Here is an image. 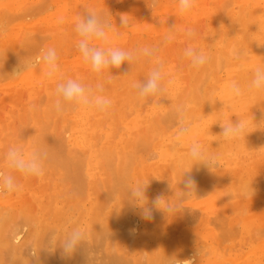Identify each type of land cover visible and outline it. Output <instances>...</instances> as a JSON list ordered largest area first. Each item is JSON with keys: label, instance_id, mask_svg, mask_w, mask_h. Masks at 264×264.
<instances>
[{"label": "rangeland", "instance_id": "374dc122", "mask_svg": "<svg viewBox=\"0 0 264 264\" xmlns=\"http://www.w3.org/2000/svg\"><path fill=\"white\" fill-rule=\"evenodd\" d=\"M27 1V2H26ZM54 1H56V2H54ZM75 1V2H74ZM88 1V2H87ZM150 1V2H149ZM230 1V2H229ZM254 1H256V5H255V2ZM252 0L251 2H250V0H196V5H195V8H194V10L190 13V15H187V16H182V15H180L179 14V12H178V7H177V3H178V0H158V3H157V6L152 10L149 6H148V4H147V2L150 4L151 3V0H147V2H146V0H0V13H1V15L3 14V12L2 11H4V9L6 10L5 12V15L6 14H8V13H11L10 11H12L13 13H11V14H14L15 12V14L14 15H16V16H13L14 18L16 17V19H14L12 16V18L10 17V14L8 15L9 17H10V19L8 18V16L6 17V20L8 19L10 22L9 23H7V26H6V22H4L5 21V19H4V14H3V18L1 17L0 18V26H1V28H0V43L2 44V46H0V49H1V47L2 48H5V49H7L6 51L8 52V53H10V54H8V53H6V55L8 54V55H10V57L12 58V56L14 55V57H13V60H10L11 58L9 57V56H7L8 58H6V56H3V57H0L1 59H0V61L3 59V63L2 62H0V63H2V64H0V70H4V72L5 73H2V71H1V73H2V75L3 74H6V72H7V70H8V72H10V74L12 73V74H14L13 72H15L16 71V69L18 68V71H16L15 72V75H12L11 74V76H10V79L6 76V75H4V76H2V75H0V76H2V78L4 79H1L0 78V105L2 104L3 105V103H4V105L3 106H0V120L3 122V125H2V127L0 126V144H1V149H3V150H6V149H8L10 146H12L13 144H14V142L16 143L17 142V144H19V146H20V144L22 145V141L24 142L23 143V148L25 149L24 151H25V153L26 154H31V153H28V152H33V150H35V149H33V148H35V145H37V144H35V136H37V133H35V131H37V126H38V124H39V121L38 120H40V121H43V122H46V120H47V118L46 117H49V119H51V120H48V121H50V122H48V123H50V124H46V123H41L40 122V124H42V125H40L39 124V126H38V130H40L41 131V134L42 135H38V136H44L45 134L47 135H45V137H46V139H44L45 137H43V139L44 140H47L46 142H44L46 145H50L51 143V145H50V147H51V149L50 150H52V146H53V150H54V147H57V149L58 148H62V146H64V144H65V146H64V150L62 149V151H63V154H62V151L61 152H59V154L61 153V155H64L63 157H65V160L68 158H70V157H72L70 160L72 161V162H74L75 161V164L77 163L76 161H78V159H79V164L82 162L81 160H82V158L84 157H86L85 159L83 158V160H84V162H82V164L84 165H82V167H83V169L82 168H80V170L83 172V174H82V172L81 171H79L80 172V174H82V176L83 175H85V178H86V180H84L83 182L85 183V185L83 186V182H82V186L84 187V188H86V190H84V188H83V192L85 191L86 193H83V192H81V189H79L78 187H77V189H79L80 190V193H79V191L77 192V190H76V192H75V189L73 190V189H71V190H73V193H74V195L72 194V193H70L69 192V190H70V187L68 188V186L66 185V181L64 182V180L67 178L65 175H63V171H61L62 172V174L60 175V173L61 172H57V173H59V175H60V177L58 178V174L57 173H54V175L51 173L50 175V177H54L56 174V177H54V178H52V179H50L51 181L50 182H48L49 181V179L48 178H50L48 175H49V173L51 172V170H50V166H48L47 168L45 167L46 165H45V163L46 164H48V162H47V160L48 159H46V161L44 162V167L47 169V171L48 172H46V170L44 169V175L42 176V177H39V179L37 178V177H23L20 173H17V175H20V176H18L17 178L18 179H20V181L17 179V183L19 184V191L17 192V193H13V195H10L9 196V194H0V197H2V198H4V202H0V210L2 209V211L3 210H5V211H1L0 212V215L3 213V215H1V218H0V248H1V250H0V264H16V263H19L20 262V264H24V263H28V262H32V264H47L48 263V261L50 260V264H52V263H54V261H55V263H57V264H69L70 262H69V259L68 258H72L69 254H66L65 253V251H64V249H63V247L61 248V246H62V240H63V238H65V237H63V234H65L66 235V238L67 237H69L70 235H71V233H72V231H71V229H76L77 228V230H79V232L82 234V233H85V231L87 230V228L89 227V225L91 226V224H89L87 221H89V220H87L86 218L87 217H89L88 216V214L89 215H91L90 214V212H91V210H92V208H90V207H97V205L96 204H101L102 202H103V200H101L102 202H100V199L98 200L97 198L99 197H97V195H100V198L101 197H103V196H101L103 193H105V191H106V189H105V191H104V185L102 184V183H104V181L103 182H101L102 180V173L103 172H105L106 171V168H107V166H109L108 167V171H109V174H110V176H108V172L106 171L105 173H107L106 174V176H108L107 177V179H105V182L107 181V183L109 182L108 180H110V178L109 177H111V174H112V176H113V178H115L116 179V177L115 176H117V178H118V176L121 174L122 176L123 175H125V174H127V172H128V175H127V181H128V183L130 184L129 185V187H135L136 186V183H138V181H141V182H139V183H147V182H149V184H148V186H147V189H146V196L148 197V204H149V206H151V202H152V200L153 199H155L157 196H164L165 198H169V200H171V201H173L174 202V200L176 199V196H174V194H175V192H179L180 191V188H181V190L184 188V185H183V183L181 182L180 183V181H181V177H182V174H183V172L184 171H189L190 169H191V167H192V164L191 163H193L192 161H191V159L189 158V156H188V149H187V147H190L189 145L187 146V145H185L184 146V149L186 148L187 149V151L185 152L182 148H183V145L185 144V140H183V137H185L187 134H188V136L191 138H198V136H200V138H201V136L203 137V139L205 140L204 142L203 141H201V139L199 138L198 140H196V138L195 139H193L195 142H198L199 144H200V142H201V145H202V148H203V150L205 151V153L206 154H208V155H213L216 159H217V162H218V165H219V167H217V168H214L212 171L213 172H211L207 167H205L204 165L202 166V165H195L196 166V168L197 167H200V169H199V171H200V173L198 174V170L195 168V166H193V168L190 170V171H192V172H196V174L199 176H195V177H198L197 179L200 181V183L201 184H204L205 183V181H206V183L204 184V185H200V183L197 181L196 183H197V187H199V189L197 190L196 189V192H195V197L193 196L191 199H188V200H186L185 202H184V204H183V207H185L184 209H183V211H181V212H179V213H177L176 215L175 214H172V213H169V214H171V215H169V216H171V218H169L168 217V215L165 213V212H163V211H161V210H158V209H153V216H152V219L151 220H145V219H143L142 218V216H141V214H140V210L138 209V208H135L134 206H133V204L129 201V199L127 198V196H123L122 194V198H121V195H119L118 196V192L119 191H117V190H119L117 187V189L115 188V186H113V188L114 189H116V191L114 192V189L113 188H111V189H113L112 191L114 192L113 193V196H112V200H111V198H110V200H109V203H108V200H107V198L109 199V197H106L107 196V194L108 195H110V193L112 194V192H109L108 193V191L104 194V196H105V198H106V201H107V206H106V204L105 205H102L103 207L105 206V208H104V210H103V207L101 206L100 207V204H99V206L98 207H100V208H102V209H100V208H96V209H98V210H100V212L97 210V211H94L93 213H95L94 215H92V216H95V215H98L99 213V215H98V218H97V216H95V218H93V220L92 221H89V222H93V227L95 228V226L97 225V223L99 222H102V220H101V216H103V220H104V224H106L107 222H106V220L107 219H109L108 220V225H110L109 226V228H108V226H107V228H108V231H110V233L107 231V234H109L108 236L110 237V235H111V233L112 234H114V232L115 231H117L118 232V234H114L115 235V237L113 236V235H111V237L110 238H107L108 240H104L102 243V247L105 245V243H106V246L109 244L108 242H110V244L111 245H113L115 242H118V244L117 245H119L124 251L126 250L125 248H127V246H128V248L127 249H129V252H128V250L127 251H125L124 253H125V255H127L128 257H130L131 255H129V254H133V256L134 257H136L137 259H138V261H139V257H142V254H138V253H136V252H138L139 250H141V251H139L140 253H143L144 252V254H143V257H142V259L144 258V260H140V263L142 264L143 262V264H150V262H149V259L148 258H146V256H150V257H152V255H153V257H155V255H156V257H157V255H158V257H159V255H161V253H162V251H163V256L161 255L160 257H161V260L160 259H157L156 260V263L155 264H159V261H160V263H162V264H165L166 263V259H164V260H166V261H163V257L165 256L166 258H168V255L169 256H174V255H178L179 256V252H181V253H183L184 254V256H183V254H180V256H179V258L180 257H182V258H180V259H188V258H193L192 260H193V264H207L206 262H208V258L210 259V256H211V258H213L214 257V259H213V261L212 262H214V263H212V264H216V263H218V260H219V262L220 261H222L223 262V264H226V259L227 258H230V260H233V261H235L236 259L234 258V259H231L233 256H235L236 258H237V260L234 262L235 264H236V262H237V264H241V262H243L244 261V259L246 260L250 255H247L248 253V251L251 253V251H253L254 252V254H253V252L251 253V256L250 257H257V259L259 258L260 260H256L255 258H253L252 259V263H251V258H248L249 259V261H250V263L251 264H254V263H256V261H257V263L259 264H264V258H262V257H264V252H261L260 253V251L262 250V251H264V249H261V247L260 246H262V245H264V229H260V230H258L259 228H264V225H262V224H264V221H262V220H264V218H262V217H264V213H262V212H264V198H262V197H264V193H262V192H264V177H262V176H264V170H262V168H264V166H261V168H259V166L257 165V166H255V163H256V161L258 162L259 160V162H262L261 160L262 159H264V151H262V150H264V127H262V126H264V106H262V105H264V95H262V94H264V93H255V92H250L249 90H248V82L243 86V87H241V89L243 90V92H244V94L246 95V96H244V94L241 96V97H239V98H236V99H234L236 102L235 103H228V92H227V95L225 94L226 92V90L228 89V86H229V84L232 82V79H230L231 78V76L232 75H234L235 73H236V75L238 74V76L236 77L235 75V79H236V82L237 83H240L241 82V79L244 81V83H245V80L243 79V78H241V77H243V75L242 74H240V70L242 71L243 69H244V66L242 65V63H243V61L245 60V58L244 57H246V58H248V56H251V57H254V55H259V56H264V45H261V44H264V38H261V39H259V40H257L256 42H255V40H252L251 38H252V33H253V28H255V26H256V24H257V18H258V16H259V14H262V13H264V4H262V3H264V1H261V0ZM258 1V2H257ZM4 2V3H3ZM44 2V6H42L43 3ZM53 2V3H52ZM80 2V3H79ZM213 2V3H212ZM253 3L252 5V7H250V6H248V5H250V3ZM7 3V4H6ZM14 3V4H13ZM24 3H25V5H24ZM27 3V4H26ZM259 3V4H258ZM6 4V5H5ZM9 4V5H8ZM11 4V5H10ZM30 4V5H29ZM47 4V5H46ZM49 4V5H48ZM78 4H79V6H80V4H81V7H78ZM127 4H128V6H127ZM13 5V6H12ZM16 5V6H15ZM22 6V7H20V6ZM220 5V6H219ZM42 6V7H41ZM58 6V7H57ZM135 7V10H132V9H134V7ZM147 6V7H146ZM259 6H261V10L260 11H254L253 13L255 14V15H252V14H249V13H251V11L252 10H254L253 9V7H257V9H260V7ZM11 7V8H10ZM29 7V8H28ZM46 7V8H45ZM56 7V8H55ZM105 7V8H104ZM163 7V8H162ZM176 7H177V9H176ZM220 7V8H219ZM259 7V8H258ZM19 8V9H18ZM25 9V11H26V13H25V11H24V9ZM40 8V10L37 12L36 10H38ZM57 8H58V10L59 9H61L60 11H58L57 10ZM165 8V9H164ZM172 8V9H171ZM245 8V9H244ZM251 8H252V10H251ZM2 9V10H1ZM18 9V10H17ZM104 9V10H103ZM106 9L107 10H109V11H107V13H106ZM220 9H222L220 12H222L223 10V13H220L219 12V10ZM30 10L32 11V13L30 12ZM57 10V11H56ZM81 10V11H80ZM85 10H89V11H93V12H96L97 14H99V15H101L104 19L106 18V20L111 24V25H113L112 26V28H111V30H110V35H112L113 33H116V32H119L120 33V35L119 36H113V38H112V40H111V43H112V46H114V47H119V48H121V49H123V50H126V51H135V50H137V49H139V48H141V47H143V46H152L153 45V43H155L157 40H160L161 41V43H159L158 41V43L156 44L155 43V46L154 47H156L157 49H158V51H157V55H156V59L154 58L153 59V61L152 62H155L158 58L160 59V61L162 62V64H164L163 65V73H164V82H165V84H167V81H169V80H171V81H173V83L171 84V86H167V88H166V91H165V93H163L161 96H163V97H161V96H159L158 98L156 97L155 99H152V100H149V102L147 103L144 99H141V98H139L138 97V95H137V91L136 90H134L135 88L133 87V85L134 84H136V83H139V81H143L146 77H147V75H148V73L150 72V70L152 69L151 67H153L154 66V64L152 63V62H149V61H147V60H144V59H137V60H135V61H133L130 65L127 63V62H125L122 66H121V68L120 69H112V70H107V71H105V73L103 74V75H100V76H98L96 73H94V72H92L91 71V69H90V67L88 66V65H86L84 62H83V60H82V58H81V55H80V53H79V51H78V49L75 47V45H76V43H77V41H78V39H79V37L76 35V33H75V31H74V24H75V22H76V20L85 12ZM98 10V11H97ZM99 10H101V12L99 11ZM103 10V11H102ZM160 10V11H159ZM171 10V11H170ZM177 10V11H176ZM239 10H240V13L242 14H240L239 13ZM243 10V11H242ZM55 11L57 12V14H55ZM105 11V12H104ZM168 11V12H167ZM214 11H216V12H214ZM218 11V12H217ZM242 11V12H241ZM262 11V13H260ZM29 12V13H28ZM59 12H61L62 14L60 15V13ZM70 12H71V14H70ZM166 12V13H165ZM178 12V13H177ZM106 13V14H105ZM216 13V14H215ZM226 13V14H225ZM239 13V14H238ZM121 14H126V18H127V20L129 21V24H128V28H130L131 30H129L127 27V29L126 28H120V15ZM219 14V15H218ZM0 15V16H1ZM21 15V16H20ZM52 15V16H51ZM55 15H57V16H59V17H56ZM119 15V16H118ZM135 15V16H134ZM233 15V16H232ZM249 15V16H248ZM250 15H252L253 16V18H251L252 16H250ZM176 16V17H175ZM192 16V17H191ZM221 18H220V17ZM225 16V17H224ZM72 17V18H71ZM163 17V18H162ZM165 17V18H164ZM185 17V18H184ZM211 17V18H210ZM257 17V18H256ZM51 18V19H50ZM162 18V19H161ZM176 20H175V19ZM188 18V19H187ZM208 18H210V19H208ZM228 18V19H227ZM233 18V19H232ZM251 18V19H250ZM256 18V19H255ZM1 19H2V21H1ZM47 19V20H46ZM166 19V20H165ZM212 19V20H211ZM227 19V20H226ZM247 19H250V22H248V20ZM4 20V21H3ZM15 20V21H14ZM61 20H62V22H61ZM134 20V21H133ZM149 20H151V21H149ZM173 20V22H171ZM192 20V21H191ZM206 20V21H205ZM246 20H247V22H246ZM256 20V21H255ZM149 21V22H148ZM190 21V22H189ZM210 21V22H209ZM213 21H216L215 23H216V25L215 26H213L212 25V23H214ZM236 21V22H235ZM254 21V22H253ZM55 22V24H53ZM112 22V23H111ZM147 22V23H146ZM208 22V23H207ZM245 22H246V24H245ZM1 23H4V25L2 24L1 25ZM146 23V24H145ZM191 23V24H190ZM210 23V24H209ZM231 23V24H230ZM193 24V25H192ZM235 24V25H234ZM255 24V25H254ZM136 25V26H135ZM172 25V26H171ZM173 25L175 26V39H173L171 42H165L164 41V36H165V34L168 32V27L170 26V27H173ZM207 25H208V27H207ZM238 25V26H237ZM241 25H242V31H241V29L239 30V28L238 27H241ZM6 26V27H5ZM132 26H133V29H132ZM141 26H143V27H141ZM146 26V27H145ZM158 28H157V27ZM159 26H160V28H159ZM162 26V27H161ZM177 26V27H176ZM199 26V27H198ZM245 26V27H244ZM3 27H5L4 29H2ZM137 27V28H136ZM157 29H156V28ZM167 27V28H166ZM12 28V29H11ZM35 28V29H34ZM53 28V29H52ZM141 28H142V30H141ZM153 28H154V30H153ZM166 28V29H165ZM177 28V29H176ZM209 28V29H208ZM235 28H236V30H237V32H236V30H235ZM247 28V29H246ZM252 28V29H251ZM21 29V30H20ZM42 29V30H41ZM140 29V30H139ZM149 29V30H148ZM163 29H164V31H163ZM184 29H192L193 31H194V33H195V35L193 36V37H191V38H189V37H187L186 35L184 36V34H185V30ZM207 29V30H206ZM11 30H13V31H11ZM18 30V31H17ZM34 30V31H33ZM36 30V31H35ZM44 30V31H43ZM71 30H72V32H71ZM144 30V31H143ZM229 30H230V32H229ZM20 31V32H19ZM29 31V32H28ZM40 31V32H39ZM51 31V32H50ZM65 32V33H63V32ZM161 31V32H160ZM167 31V32H166ZM206 31H207V33H206ZM27 32V34H25ZM30 32H33L34 34H35V36H33L34 34H31ZM42 32H43V35H45V36H43L42 35ZM166 32V33H165ZM239 32H241V33H239ZM246 34L245 36H244V38H246V39H244L245 40V42L247 41H249L248 43H246L248 46H246V48L245 47H243V43H241V41H239V43H237L236 42V40H237V38L239 37V36H241V35H243L244 33ZM11 33H14V35L13 34H11ZM28 33H30V34H28ZM48 33H49V35H48ZM60 33H61V36H58V35H60ZM75 33V34H74ZM135 33V34H134ZM184 33V34H183ZM219 33H220V38H219ZM10 35L11 34V36H13V38L12 37H10V40L7 38V35ZM22 34V35H21ZM66 34V35H65ZM222 34V35H221ZM28 35V36H27ZM33 37H32V36ZM37 35V36H36ZM63 35H65V36H63ZM133 35V36H132ZM159 35V36H158ZM209 35H211V37L209 36ZM21 36V37H20ZM24 36V37H23ZM58 36V37H57ZM234 36H236V37H234ZM250 38H249V37ZM18 37V38H17ZM34 37H35V40L37 41V42H35V40H34ZM37 37V38H36ZM45 37V38H44ZM48 37V38H47ZM68 38V40H67V38ZM4 38V39H3ZM5 38H7V39H5ZM40 38V39H39ZM47 38V39H46ZM196 38V39H195ZM15 39H16V41L17 42H13V40L15 41ZM43 39V40H42ZM59 39V40H58ZM209 40V41H206V40ZM9 40V41H8ZM12 40V41H11ZM27 42V44H26V42ZM31 40H33V41H31ZM41 40V41H40ZM60 42H58V41ZM183 41V43H182V41ZM251 40V41H250ZM262 41V43L261 42H259V41ZM7 41V42H6ZM43 41V42H42ZM189 41V42H188ZM9 42V43H8ZM10 42H12V43H10ZM22 42L24 43V45H27V46H24L23 44H22ZM30 42H32V44L33 45H35V46H31L30 45ZM33 42H35V43H33ZM62 42H64V43H62ZM153 42V43H152ZM208 42H209V44H208ZM23 45V47H21V44ZM39 43L41 44V46L39 45ZM113 43H114V45H113ZM148 43H150V44H148ZM174 43V44H173ZM205 43H206V45H205ZM232 43V46L230 45ZM235 43V44H234ZM9 44H11V46L13 47V46H15L14 48H12V49H14V50H12V49H10L9 50ZM18 44H20V45H18ZM130 44H132V45H130ZM142 44H143V46H142ZM152 44V45H151ZM28 45H30V46H28ZM131 47H130V46ZM208 45V46H207ZM215 45V46H214ZM249 45H253L252 46V50L251 49H249L248 47H249ZM258 45H260V46H262V48H260V47H258ZM3 46H6V47H3ZM39 46V47H38ZM56 46H57V48H56ZM60 46V47H59ZM65 46V47H64ZM189 46H191V47H194V48H196L197 50H199V51H202V52H204L208 57H209V62L205 65V66H203L202 68H200L198 71H197V69H194L193 67H191V65H190V62H189V60L187 59V58H185L184 57V55H183V52H184V49L186 48V47H189ZM207 46V47H206ZM221 46V47H220ZM232 47V51H233V53L231 52V51H228V52H226V49H228V48H230V47ZM17 47H18V50H16V52H15V49H17ZM29 47H32V48H34L33 50H35V52L33 53L34 55L33 56H35V54H36V56L37 55H39L40 54V50H41V48H43V49H48V48H56L55 50H56V52L57 51H60V52H58L57 53V55H58V63L60 64V72H59V74H58V78L56 79V80H49L48 78H46V76L44 75V72H41V71H43L40 67H44L42 64L39 66V64L38 65H36V66H34V67H29V68H23L22 67V65L24 64V62L26 61V59H29V58H32L33 56L31 55L32 53H30L31 52V48H29ZM37 47V48H36ZM204 47V48H203ZM205 47H206V49H205ZM218 47V48H217ZM228 47V48H227ZM242 47V48H241ZM39 48V49H38ZM58 48H60V50L58 49ZM131 48V49H130ZM201 48V49H200ZM21 49V50H20ZM25 49V50H24ZM162 49L164 50L163 51V53H162ZM2 50V49H1ZM26 50H29L28 52H26ZM238 52H237V51ZM245 50H247V52L245 51ZM5 51V50H4ZM15 52V54L13 53V52ZM25 53H24V52ZM241 51H243L242 53H239V52H241ZM1 52V51H0ZM13 54H12V53ZM18 52V53H17ZM218 54V56L217 55H215L216 53ZM231 52V53H230ZM237 52V53H236ZM21 55H20V54ZM61 53V54H60ZM175 53H177V56H176V54ZM213 53H214V56L212 57L211 56V54L213 55ZM240 54V55H237V54ZM254 53V54H253ZM5 53L3 52V50H2V53H1V55H4ZM23 54V55H22ZM210 54V55H209ZM247 54H248V56H247ZM0 55V56H1ZM19 55V56H18ZM175 57H174V56ZM15 56H17L16 57V59H15ZM21 56V57H20ZM25 56V57H24ZM35 56V57H36ZM215 56H217L216 57V61H218L219 62V60L220 59H223L222 60V65L220 64V62H219V71H217V70H215L217 67L216 66H218V63L216 62L215 63V59L214 60H212L213 58H215ZM220 56V57H219ZM227 56V57H226ZM233 56V57H232ZM238 56V57H237ZM257 56H255L256 57V59H257ZM259 56H258V58H259ZM23 57V58H22ZM26 57H28V58H26ZM35 57H33L32 59H34ZM212 59H211V58ZM235 57V58H234ZM261 57L259 58V60H257L258 62H259V64L258 65H255L254 67H252L253 68V70L255 69V68H257V66H259L260 64H261ZM18 58H20V59H18ZM262 58H264V57H262ZM6 59H7V61L10 63H8L7 61H6ZM72 59V60H71ZM158 59V60H159ZM218 59V60H217ZM233 59V60H232ZM234 59H235V61L236 62H234ZM238 59V60H237ZM15 60V61H14ZM16 60H18V61H16ZM25 60V61H24ZM211 60V61H210ZM12 61L14 62V65H16L17 66V68L16 69H14V70H12L13 69V66L14 65H12L13 63H12ZM21 61V63H19L20 65L18 66V62H20ZM68 61H70V62H68ZM138 61V62H137ZM166 61L169 63V64H167L166 63ZM256 61V60H255ZM6 62V63H5ZM214 62V63H213ZM236 63V68L234 69V63ZM242 62V63H241ZM7 63H8V65H11V66H8L7 65ZM209 63H210V65H209ZM4 64H6L7 66H5ZM142 64V65H141ZM153 64V65H152ZM174 64H175V66H174ZM244 64V63H243ZM262 64H264V63H262ZM5 67H4V66ZM139 65H140V67H139ZM190 65V66H189ZM237 65H239V67H237ZM252 65H254V64H252ZM2 66V67H1ZM39 66V67H38ZM135 68H133V67ZM182 66H183V68H182ZM6 67H11L10 69H7V70H5V68ZM19 67H20V69H19ZM21 67H22V69H21ZM132 67V68H131ZM230 67L233 69V72L232 73H234V74H231V73H228L229 71H232V69H230ZM259 67H264V65H261V66H259ZM36 68H39L38 70H40L41 69V71H40V73H39V71L36 69ZM80 68V69H79ZM149 68V69H148ZM151 68V69H150ZM168 68V69H167ZM182 68V69H181ZM228 68V69H227ZM250 68V67H249ZM71 69V70H70ZM209 69V70H208ZM223 69V70H222ZM10 70V71H9ZM30 70H31V74H30ZM78 70V71H77ZM87 70V71H86ZM149 71V72H147L146 73V71ZM179 70V71H178ZM216 71V73H215V71ZM249 70V72H252L251 73V75H253V73H254V71L252 70L251 71V68L250 69H248ZM13 71V72H12ZM33 71H34V73H33ZM122 71L123 72H125V73H122ZM185 71H187V72H185ZM78 72H80L79 74H78ZM84 72H86L87 73V75L85 76V74H84ZM169 72V73H168ZM191 72V73H190ZM199 72H201L200 74L201 75H206V79H205V77L204 76H201L202 78H204L203 80H201V81H203V82H200L199 83V77H200V74H199ZM206 72V73H205ZM208 72V73H207ZM42 73H43V75H42ZM112 73H113V75H112ZM117 73V74H116ZM122 73V74H121ZM129 73V74H128ZM186 75H185V74ZM226 73V74H225ZM22 74V75H21ZM35 76H37V77H35ZM37 74H39V75H37ZM68 74V75H67ZM72 74V75H71ZM119 74V75H118ZM124 74V75H123ZM137 74H139V76H136ZM183 74V75H182ZM249 74V73H248ZM19 75V76H18ZM40 75H42V76H40ZM110 75H112V78H111V76L109 77ZM180 77H179V76ZM197 75L199 76L198 78H197ZM250 75V74H249ZM30 76V77H29ZM33 76V77H32ZM63 77V79H68L69 77L71 78V79H75V80H77L78 82H80V83H82V84H84V85H86V86H89L90 85V87H93V89H95L94 88V86H91V82H92V80L93 81H95V82H92V84L93 85H97L98 83L99 84H101L102 86H103V92L101 93L102 95H105V96H107L108 98H110L111 100H112V105H111V108L109 109V111L107 112V113H100V112H97V111H94V110H91L92 111V113H91V111L90 110H87V109H83V108H73V107H71V106H68V108L67 109H71L72 108V110L70 111V110H68L67 111V109H65L63 112H59V113H57V114H55L54 112H56V110H53L52 108L54 107L53 105L55 104V101H56V99H57V96L56 95H53L52 96V94H54L55 92H53V90L55 89V86H56V83H58L59 82V78H62ZM86 78H84V77ZM107 76V77H106ZM124 76V77H123ZM6 77V78H5ZM27 77V78H26ZM94 78V79H91V78ZM250 77V76H249ZM251 77H253V76H251ZM15 78H17V79H15ZM36 78V79H35ZM82 78H84V79H82ZM97 78V79H96ZM117 78V79H116ZM195 78V79H194ZM208 78V79H207ZM218 78H219V80H218ZM33 79V80H32ZM44 79V80H43ZM101 79V80H100ZM106 79V80H105ZM126 79V80H125ZM166 79V80H165ZM185 79V80H184ZM186 79H187V81H186ZM197 79V81H195ZM250 79H252V78H250ZM31 80V81H30ZM36 80V81H35ZM40 82V80H41V82L40 83H38V81ZM46 80V81H45ZM131 80V81H130ZM135 80V81H134ZM182 80V81H181ZM192 80V81H191ZM15 81V82H14ZM56 81V82H55ZM134 81V82H133ZM181 81V82H180ZM29 82H30V84H29ZM33 82V83H32ZM47 82V83H46ZM48 82H50L49 83V85H48ZM110 83V87H109V83ZM119 82V83H118ZM186 82V83H185ZM251 82V81H250ZM8 83V84H7ZM122 83V84H121ZM196 83V84H195ZM36 84H39V87L36 85ZM41 84V85H40ZM89 84V85H88ZM121 84V85H120ZM180 84V85H179ZM190 84V85H189ZM197 84H198V86L200 85V87H198L197 86ZM105 85V86H104ZM207 85V86H206ZM226 86V88L227 89H223V86ZM11 86V87H10ZM50 86V87H49ZM51 86H53L54 87V89H52L53 87H51ZM115 86H119V87H115ZM175 87V89L173 88V87ZM180 86V87H179ZM183 86V87H182ZM186 86V87H185ZM195 86V87H194ZM204 86V87H203ZM214 86V87H213ZM32 87H34V88H32ZM170 87V88H169ZM198 87V88H197ZM209 87H210V89H209ZM7 88V89H6ZM11 88V89H10ZM38 88V89H37ZM40 88V89H39ZM50 88H51V90H50ZM113 88V89H112ZM114 88H116V89H114ZM195 88V89H194ZM213 88H216V89H213ZM31 89V90H30ZM172 89V90H171ZM196 89H199L198 91L196 90ZM9 90H11V91H9ZM19 92H18V91ZM46 90H49V91H46ZM184 90V91H183ZM211 90V91H210ZM213 90V91H212ZM10 93H9V92ZM20 91H22L23 92V94H22V92H20ZM37 92L39 95H37V93L35 94V92ZM55 91V90H54ZM188 91V92H187ZM196 91V92H195ZM208 91H209V93H210V95H208L209 93H208ZM31 92H32V94H31ZM40 92V93H39ZM49 93V95H48V93ZM130 92V93H129ZM185 94H184V93ZM187 92V93H186ZM193 92V93H192ZM204 92H206V93H204ZM225 92V93H224ZM20 93H21V95H20ZM107 93V94H106ZM122 93V94H121ZM253 93H255V94H253ZM35 94V95H34ZM116 94V95H115ZM168 94H170L169 96H168ZM179 94V95H178ZM205 94V95H204ZM261 94V95H260ZM9 95V96H8ZM16 95V96H15ZM25 97H23V96ZM37 95V96H36ZM42 95V96H41ZM176 97H175V96ZM177 95H178V97H177ZM182 95L184 96V98L182 97ZM197 95H198V97H197ZM208 95V96H207ZM220 95V98H218V96ZM255 95V96H254ZM14 96V97H13ZM21 96H22V99L23 100H21L20 98H21ZM35 96H36V98H35ZM124 96V98H122ZM193 96V97H192ZM210 96V97H209ZM243 96H244V98H243ZM262 96V97H261ZM7 97V98H6ZM13 97V98H12ZM32 97V98H31ZM120 97H121V99H120ZM208 97H209V99L210 100H208ZM246 97H248V98H246ZM256 97H258V99L256 98ZM16 98V99H15ZM38 98V99H37ZM131 98V99H130ZM198 98H199V100H198ZM200 98H201V100H200ZM245 98H246V102H245V104L247 103H251L250 105H247L248 107H250V109H251V111H249L250 109L249 108H247V106L244 104V101H245ZM252 98V99H251ZM262 98V99H261ZM2 99V100H1ZM7 99V100H6ZM17 100V102H21V103H17L15 100ZM18 99H19V101H18ZM41 101H40V100ZM51 99V100H50ZM158 99V100H157ZM168 99V100H167ZM178 99H179V102L181 103V101L183 102L182 103V106H180V107H178V105H177V102L176 101H178ZM182 99V100H181ZM212 99V100H211ZM233 99V97L231 96V100ZM243 99H244V101H243ZM10 100L12 101V100H14V102L12 101V102H10ZM32 100V101H31ZM55 100V101H54ZM118 100V101H117ZM195 100H196V102H195ZM224 100H226V102H224ZM262 100V101H261ZM1 101H3V102H1ZM31 101V103H32V105H31V103H29ZM38 103V105L36 104V102ZM43 101V102H42ZM51 101H54L53 103L50 102ZM120 101V102H119ZM135 101V102H134ZM155 101V102H154ZM210 101H211V103H210ZM243 101V103H241ZM259 101L261 102V104H259ZM16 102V103H15ZM27 102V103H26ZM113 102H114V104H113ZM166 102H169L170 103V105L171 106H173V107H171L170 105H169V103H166ZM176 102V103H175ZM179 102H178V104H179ZM231 102V101H230ZM232 102H233V100H232ZM240 102V103H239ZM255 102V103H254ZM39 103H40V105H39ZM116 103V104H115ZM166 104V105H164V104ZM6 104V105H5ZM15 104V105H14ZM22 104V105H21ZM25 104V105H24ZM34 104H36V105H34ZM125 104V105H124ZM141 104V105H140ZM232 104H234L235 105V107H233L234 105H232ZM242 104V105H241ZM115 105H117V106H115ZM135 105V106H134ZM231 105V106H230ZM22 106H24V107H22ZM33 106V107H32ZM35 106H39V108L38 107H35ZM48 106V107H47ZM50 106V107H49ZM53 106V107H52ZM112 106H114V107H112ZM188 106V107H187ZM238 106V107H237ZM243 107V108H239V107ZM254 106H256V107H254ZM259 106V107H258ZM261 106V107H260ZM32 107V108H31ZM124 107V108H123ZM126 107V108H125ZM167 107V108H166ZM169 107H171L172 109H173V111H172V109L171 108H169ZM22 108V109H21ZM36 108H38V109H40V110H38L39 112H37L36 110ZM45 108H50V110H51V112H50V114L48 115V112L50 111V110H46ZM113 108H114V110H113ZM166 108V109H165ZM226 108V109H225ZM234 108V109H233ZM239 108V109H238ZM244 108H245V111H244ZM256 109V111H255V109ZM260 109V110H258V109ZM17 109V110H16ZM24 109H26L27 111H25L24 112ZM142 109V110H141ZM154 109V110H153ZM171 109V110H170ZM179 109H182V111H180ZM185 109V110H184ZM236 109H238V110H236ZM13 110V111H12ZM21 110V111H20ZM174 110H176L175 112H174ZM199 110V111H198ZM15 111V112H14ZM22 111H23V113H22ZM52 111H54V112H52ZM114 111H115V113H114ZM139 111H140V113H139ZM154 111H157V113L156 112H154ZM236 111V112H235ZM241 111V112H240ZM249 113V114H251L252 116L250 117L249 116V114L247 113V112ZM253 111H254V114H253ZM21 112V114H20V119H19V113ZM150 112V113H149ZM174 112V113H173ZM214 112V113H213ZM244 112V113H243ZM251 112V113H250ZM12 113V114H11ZM14 113H15V116H13L14 115ZM27 114V115H25V114ZM35 113V114H34ZM37 113H38V115H40V117H37L38 115H37ZM52 113H53V115H52ZM90 113H91V115H90ZM95 113V114H94ZM130 113V114H129ZM138 113H139V115H138ZM159 113V114H158ZM161 113H163L162 115H161ZM168 115H167V114ZM211 113H213V114H211ZM247 113V114H246ZM11 114V115H10ZM23 114H24V119H23ZM128 114V115H127ZM156 114H158V116L159 115H161V116H157ZM172 114V117H173V114H175L174 115V118L172 119V117L170 116ZM199 114V115H198ZM216 114H217V116H216ZM236 114H239V115H236ZM242 114H244L245 116H242ZM32 115H34V117L32 116ZM48 115V116H47ZM107 117H106V116ZM116 115V116H115ZM153 115H156V116H153ZM166 115L169 117H166ZM192 115V118L191 117H189V116H191ZM195 115H198V118H197V116H195ZM204 115V116H203ZM212 115V116H211ZM235 115V116H234ZM254 115H256V118L254 117ZM51 116V117H50ZM106 118H105V117ZM114 116H115V118L116 119H114ZM136 117V120H135V118L134 117ZM151 116L153 117V120H154V122L151 120L152 118H151ZM211 116V117H210ZM225 116H227V118L225 117ZM229 116V117H228ZM234 116V117H233ZM242 116V117H241ZM12 117H14V118H12ZM15 117H16V119H15ZM37 117V118H36ZM59 119H58V118ZM155 117H158L159 118V121H157V119L158 118H155ZM164 117H166V118H164ZM195 117L197 118V119H195ZM222 117V118H221ZM224 117V118H223ZM240 118V119H243V120H246L247 121V123H248V128L247 129H249V128H251V130H247V132L249 133L247 136H246V138L245 139H240L239 141L238 140H235V141H237V142H235V143H233V141L231 142V141H225V140H223L220 136H219V134L221 133V131H222V129H221V126H220V124H219V122L218 121H222V122H224V123H230L231 122V120L233 121V122H235V121H237L238 120V118ZM243 117H245V119L243 118ZM252 117H254L255 119L254 120H252L253 118ZM28 118V119H27ZM38 118H40V119H38ZM89 118H91V119H89ZM105 118V119H104ZM164 120H163V119ZM171 118V119H170ZM189 118V119H188ZM252 118V119H251ZM56 119V120H55ZM104 119V120H103ZM180 119V120H179ZM210 119H212V121H210ZM234 119V120H233ZM236 119V120H235ZM36 120H37V122H36ZM59 122H58V121ZM115 120H117V121H115ZM132 120H133V123H135V125H133V123H132ZM167 120L169 121V123H167ZM174 120V122H172ZM190 120V122H188ZM254 121V122H252V121ZM15 121V122H14ZM26 121V122H25ZM66 121V122H65ZM69 121V122H68ZM105 121V122H104ZM162 121V124L160 123ZM171 121V122H170ZM2 122H0V124L2 123ZM22 122V123H21ZM27 122H28V124H27ZM56 122H58L59 123V125H61V126H64V129H63V127L61 128L60 126H58V123H56ZM103 122V123H102ZM116 122H118V123H116ZM141 122V123H140ZM165 122V123H164ZM251 122H252V124H251ZM21 123V124H20ZM26 124L27 125V127H26V125H22V124ZM35 123H36V125H35ZM57 125H56V124ZM67 125H66V124ZM100 123H102V124H100ZM115 123H116V125H115ZM128 123V124H127ZM129 123H131L133 126H131ZM163 123H164V125H163ZM172 123H174V124H171ZM184 124L185 126H187L188 128H189V131L186 133V134H184L183 136H181L182 138H178V131H179V128L181 127V124ZM211 123V124H210ZM217 123V124H216ZM8 124H9V126H8ZM65 124V125H64ZM87 124H89V125H87ZM119 124V125H118ZM167 124V125H166ZM168 124H170V125H168ZM180 124V125H179ZM202 124V127L203 126H205V125H208L209 127L208 128H202L201 126H199V125H201ZM45 125V126H44ZM101 125L103 126V127H101ZM113 125H115V126H113ZM161 125H162V127L164 126L165 128H161ZM252 125V127H250ZM254 125L256 126L255 127V129L256 128H258V131L259 132H257V130H255L254 129V131H256V133L258 134V135H255V136H253V129L252 128H254ZM8 126V127H7ZM24 127L23 128V130H22V132L24 131L25 132V134H24V136H23V138H21L22 136L20 135V131L19 130H21L20 128L21 127ZM34 126H35V128H34ZM41 126H43L42 128H41ZM56 126H58L57 128H56ZM65 126H67V127H65ZM117 126H121V128L120 127H117ZM128 126H130V128L128 127ZM180 126V127H179ZM216 126V127H215ZM219 126V127H218ZM12 129H11V128ZM31 127H32V129H31ZM40 127V128H39ZM114 127L116 128V129H114ZM132 127V128H131ZM138 127H139V129H138ZM155 127H159V128H155ZM178 127V128H177ZM46 129L47 130V132H48V134H47V132H45L44 131V129ZM60 128V129H59ZM67 128V129H66ZM113 128V129H112ZM168 128V129H167ZM177 128V129H176ZM200 128H202V129H200ZM219 128V129H218ZM42 129V130H41ZM57 129V130H56ZM155 129V131L153 132V130ZM165 129H167L166 131H165ZM18 132H17V131ZM32 130V131H31ZM53 130H56L55 132L53 131ZM58 130H63L65 133H64V137H65V139L64 138H62L63 137V132L61 133L60 131H58ZM132 130H134L133 132H132ZM139 130V131H138ZM142 130V131H141ZM150 130H152V131H150ZM161 130H163V131H165V132H163L162 133V131ZM12 131H13V134H15V132H16V134H15V136L14 135H12L11 133H12ZM42 131L44 132V133H42ZM58 131V132H57ZM111 131H115L114 133L113 132H111ZM117 131V132H116ZM161 132V133H159V132ZM253 131V132H252ZM20 132V133H19ZM29 132H33L34 134H35V136L33 137V140H34V145L30 142V141H32L31 140V138H32V136L34 135V134H32L31 135V133H29ZM38 132V131H37ZM54 132V134L56 135V134H58V136H56L55 137V135L53 136L54 137V140H56L55 138H58L59 137V139L60 138H62V139H60V140H62L61 141V143H59L60 142V140L59 139H57V142H58V140H59V144H61L60 146L59 145H55L54 146V144H56L57 142H55L54 140H52L53 139V137H51V135H53V134H51V133H53ZM59 132H60V134H59ZM143 132V133H142ZM151 132V133H150ZM153 132V133H152ZM172 132H174V133H172ZM18 133H19V135H18ZM40 133V132H39ZM95 133H96V135H98V137L97 136H95ZM130 133L132 134V135H130ZM148 133V134H147ZM157 133V134H156ZM10 134H11V136L13 137V138H8L9 140H7V142L5 143V142H3V141H6V139H7V137H9L10 136ZM28 134H30L29 136H28ZM44 134V135H43ZM66 134V135H65ZM155 134H156V136H155ZM193 134H194V136H193ZM207 134V135H206ZM4 135V136H3ZM5 135H7V137L5 136ZM16 135H18V136H16ZM48 135H50V136H48ZM101 135V136H100ZM136 135V136H135ZM170 135V136H169ZM191 135V136H190ZM38 136H37V138H38ZM133 136H135L134 138H133ZM139 136V137H138ZM146 136H148V137H146ZM153 136V138H152V140L151 141H149L150 140V138ZM252 138V140H251V138ZM253 136V137H252ZM6 137V138H5ZM40 137H39V139H40ZM48 137V138H47ZM97 137V138H96ZM120 137V138H119ZM155 137V138H154ZM205 137V138H204ZM262 137V138H261ZM3 138L5 139V140H3ZM15 138V139H14ZM21 138V139H20ZM25 138V139H24ZM112 138V139H111ZM141 138V139H140ZM261 138V139H260ZM42 139V140H43ZM48 139H49V142H48ZM93 139H94V141H93ZM98 139V140H97ZM133 139L136 141H138V142H140L139 140H144L145 142L147 141L146 139H148V142H147V145H148V143H150L149 145H150V147L148 146V148L147 149H149V150H146V146H142L141 145V147H142V151L144 150H146L144 153H145V155H149V156H145L144 155V153H142V151H141V147H140V144H138V142H137V145H136V142L135 141H133ZM169 139H170V141L171 142H167V141H169ZM248 139H250V141L248 140ZM257 139V140H256ZM3 140V141H2ZM22 140V141H21ZM41 140V139H40ZM64 140V141H63ZM97 140V141H96ZM143 140L140 142L141 144H143L144 142H143ZM164 140V141H163ZM13 141V142H12ZM20 141H21V143H20ZM52 141V142H51ZM134 143V144H132V145H130L131 143ZM173 141H175V143L174 144H172V146H170L171 148H169V147H167L168 149H170V151H168L167 152V154H165L164 156H163V158L166 156V158L165 159H167V161L166 160H164L163 158L162 159H160L159 157H161L160 156V152H159V150H161L162 148V144H164L165 142H167V144L165 143V146H167L169 143H172ZM200 141V142H199ZM224 141V142H223ZM261 141V142H260ZM38 142V141H37ZM48 142V143H47ZM51 142V143H50ZM53 142H55V143H53ZM62 142H64V144H62ZM93 142V143H92ZM143 142V143H142ZM164 142V143H163ZM222 142L224 143V144H228L227 145V148L225 149V150H223V148H222ZM8 143V146H5L6 144ZM43 143V144H44ZM57 143V144H58ZM67 143H68V146H67ZM94 143H97V144H94ZM127 143V144H126ZM180 143V144H179ZM12 144V145H11ZM17 144H14V146L15 145H17ZM44 144V145H45ZM73 144V145H72ZM91 144V145H90ZM178 144H179V146H178ZM182 144V145H181ZM229 144H235V146L233 145H229ZM2 145H4V146H2ZM39 145H40V147H42V145L41 144H39L38 143V147H39ZM134 145H136V149L137 148H139V151H137L136 149H135V147L133 148V146ZM139 145V146H138ZM145 145V144H144ZM220 148V150L221 151H223V152H220V153H218L219 152V150L217 149L218 147ZM18 146V145H17ZM27 146V147H26ZM67 146V147H66ZM96 146V147H95ZM104 146V148H103V151H102V147ZM161 146V147H160ZM179 148H178V147ZM187 146V147H186ZM205 146H207V148H206V150H205ZM224 146V145H223ZM3 147H5V148H3ZM8 147V148H7ZM33 147V148H32ZM37 147V148H38ZM44 147V146H43ZM50 147H48V148H50ZM71 147V148H70ZM87 147V148H86ZM130 147H132V148H130ZM217 147V148H216ZM233 147V148H232ZM31 148H32V150H31ZM47 148V149H48ZM73 148H75V149H73ZM85 148L87 149V152H84L85 151ZM97 148V149H96ZM181 148V150H182V152H179L178 150ZM216 148V149H215ZM225 148V147H224ZM231 148H232V150H231ZM0 149V150H1ZM39 149V148H38ZM38 149H36V150H38ZM43 149V148H42ZM41 149V150H42ZM44 149H46V148H44ZM46 149V150H47ZM70 149L71 150V152H70V150L68 151V150ZM77 149H78V151H77ZM95 149H96V152H95ZM101 149V150H100ZM113 149V150H112ZM129 149H131L130 151H128ZM151 149V150H150ZM176 149H178V150H176ZM0 151L1 153H0V155H2V154H4V153H6L7 152V150H6V152L5 151ZM35 150V151H36ZM40 150V149H39ZM45 150V151H46ZM60 150V149H59ZM58 150V151H59ZM74 150V151H73ZM82 150H84L83 152L84 153H86V156L85 155H83L82 154ZM113 151V153L111 152V151ZM117 150V151H116ZM119 150V151H118ZM126 151V152H122V151ZM134 150L136 151L135 152V154H134ZM44 151V150H43ZM55 151H57L56 150V148H55V150H54V153H55V155L58 153H56ZM67 151L70 153V155L69 154H67ZM73 151V152H72ZM77 151V152H76ZM79 151H80V153H79ZM92 151L94 152V153H92ZM100 151V152H99ZM101 151L102 152H104V153H101ZM128 151V152H127ZM133 151V152H132ZM159 153H158V152ZM177 151V152H176ZM212 151H213V153H212ZM262 151V152H261ZM47 152V151H46ZM52 152V154H53V151H51ZM74 152H75V154H74ZM90 152H91V154L93 155L94 154V156H92L91 154H90ZM117 152H118V154H117ZM120 152H122V154L124 155L123 157H122V154L120 153ZM130 152H131V154H130ZM147 152H149L150 154H148ZM161 152H162V150H161ZM48 153V152H47ZM64 153H66V156H68L67 158H66V156H65V154ZM77 153V154H76ZM99 153V154H98ZM105 154L104 156H102L101 154ZM120 153V154H119ZM133 153V154H132ZM153 153V156L151 155ZM176 153H180L179 155H180V157H178L177 158V156H178V154H176ZM212 153V154H211ZM215 153V154H214ZM217 153V154H216ZM257 153V154H256ZM259 153V154H258ZM59 154H57L58 155V157L60 156ZM73 154V155H72ZM79 154V155H78ZM90 154V155H89ZM108 154H110L109 155V157L110 156H115V158L113 157V160L111 159L110 160V163H112L111 165H110V163H109V160H107V159H109V157L107 156ZM112 154V155H111ZM127 154H129V156L130 157H132V158H134L135 157V159H132V158H129L130 160H131V162H129L130 160H128V158H127ZM219 154V155H218ZM257 156H256V155ZM47 155V154H46ZM54 155V154H53ZM75 155H76V158H75ZM81 155H83V156H81ZM97 155V156H96ZM167 155H168V157H167ZM173 155H174V157L175 158H177V159H175V158H173ZM216 155V156H215ZM237 155V156H236ZM50 156V155H49ZM70 156V157H69ZM79 156H81V158L79 157ZM102 156V157H101ZM105 156H107V157H105ZM128 156V157H129ZM142 156V157H141ZM252 156V157H251ZM1 158H0V170H3V171H5L6 173L9 171V169L7 168V165H6V162H5V159H4V157H5V154H4V156H0ZM52 157H55V156H52ZM58 157H56V158H58ZM79 157V158H78ZM91 157H93V159L91 160ZM99 157V158H98ZM112 157H110V158H112ZM120 157V158H119ZM147 158V159H145V158ZM248 157H249V159H248ZM258 157V158H257ZM261 157V158H260ZM51 158V157H50ZM60 158H62V157H60ZM60 158H59V160H60ZM78 158V159H77ZM89 158V160L88 161H86V159H88ZM107 158V159H106ZM121 159L120 161H119V159ZM122 158H124L123 160H122ZM126 158H127V160H126ZM144 158V159H143ZM174 160H173V159ZM252 158V159H251ZM253 158H255V159H253ZM2 159V160H1ZM67 159V160H68ZM75 159V160H74ZM101 160L100 162L102 163V161H103V163L104 164H106V165H104L106 168H104V166L102 165V164H100V162H99V164H98V160ZM52 161H56V160H58V159H56V160H53V159H51ZM137 160V161H136ZM160 160H161V162H160ZM171 160V161H170ZM253 160V161H252ZM48 161H50V160H48ZM70 161V162H71ZM112 161V162H111ZM116 161H118V163L116 162ZM162 161L164 162V165L163 166H165V167H163L162 166V164H159V163H162ZM165 161H166V163H165ZM176 161V164L174 163ZM191 161V162H190ZM246 161V162H245ZM249 161H252V163H249ZM59 162V161H58ZM62 163H64V160L62 159V161H61ZM60 162V163H61ZM72 162L70 163V164H72ZM87 162H89L90 164H88ZM119 162L121 163L122 162V164L123 165H121V166H119ZM124 162V163H123ZM169 162L171 163L170 165H169ZM243 162H244V164H243ZM117 163V164H116ZM133 163V164H132ZM240 163H242L243 165H241ZM253 163H254V165H253ZM51 164H54L53 162H51ZM50 164V165H51ZM66 164H69V163H66ZM65 164V165H66ZM79 164H78V166H79ZM138 166H137V165ZM166 164V165H165ZM230 164V165H229ZM240 164V165H239ZM246 164H249V166H254L253 168H249V166L248 165H246ZM252 164V165H251ZM257 164V163H256ZM262 164V163H261ZM57 165V162H55V166ZM60 165V164H59ZM63 165V164H62ZM64 165V166H65ZM96 165H98L99 166V168H97V166ZM102 165V166H101ZM131 165V166H130ZM154 165V166H153ZM156 165V166H155ZM159 165H161V167L159 166ZM229 165V166H228ZM244 165H245V167H244ZM259 165H260V163H259ZM262 165H264V164H262ZM58 166V165H57ZM68 166V165H67ZM66 166V168H68ZM76 166V165H75ZM81 166V165H80ZM89 166H91V168L89 167ZM101 166V167H100ZM110 166H111V169H110ZM143 166H144V168H143ZM158 166V167H157ZM171 166H173V167H171ZM176 166H177V168H176ZM246 166L248 167L247 169L250 171V169H251V173L250 172H247L248 170H246ZM52 167V166H51ZM69 167H72V165H69ZM120 167V168H119ZM125 168V170H127V171H125L124 169L122 170V168ZM130 167V168H129ZM134 167H135V170H134ZM139 167H141V168H139ZM155 167V168H154ZM159 168V169H157V168ZM163 167V168H162ZM202 167H205V168H202ZM238 167V168H237ZM257 167V168H256ZM49 168V169H48ZM62 168V166L60 167H54V169H58V171H59V169H61ZM65 168V169H66ZM89 168V169H88ZM104 168V169H103ZM142 168H143V170H142ZM145 168H147V170L145 169ZM149 168V169H148ZM196 170H195V169ZM223 168V169H222ZM226 168V169H225ZM236 169L237 170V175H239V176H237V175H234V173H233V170L234 169ZM255 168V169H254ZM53 169V168H52ZM62 169H64V168H62ZM64 169V170H65ZM74 169H77V168H75L74 167ZM119 169H121V170H119V172H120V174L118 173V172H116V171H118ZM144 169H145V171H144ZM160 169H162L161 171H160ZM166 169V171H164ZM178 169V170H177ZM193 169H194V171H193ZM229 169V170H228ZM233 169V170H232ZM238 169H240V172L238 171ZM258 169V170H257ZM79 170V169H78ZM89 170V171H88ZM95 172V173H93V171ZM129 170V171H128ZM134 170V171H133ZM152 170H154L155 171V173H154V171H152ZM182 170V171H181ZM208 170V171H207ZM223 170H225V171H223ZM226 170H228V171H226ZM232 170V171H231ZM70 171V170H69ZM68 171V172H69ZM71 171H72V169H71ZM76 172H77V170H75ZM100 171H102L101 173H100ZM126 172L125 174L124 173H122V172ZM164 171V172H163ZM176 171V172H175ZM198 171V172H197ZM218 171H219V173H220V171H221V174H218ZM235 171V170H234ZM262 171V172H261ZM53 172H55V170H53ZM67 172V173H68ZM75 172V173H76ZM135 172H138V177L136 178V176H135ZM143 172H147V174L146 173H143ZM205 172H208V173H211V174H209L208 175V179L207 178H203L202 176H203V174H205ZM222 172H224V175H223V173ZM231 172H232V174H231ZM244 172V174H242ZM255 172V173H254ZM74 173V172H73ZM78 173V172H77ZM92 173L93 174H95V176L96 177H94V175H92ZM100 173V174H99ZM104 173V174H105ZM119 175H118V174ZM164 173V174H163ZM175 173V174H174ZM182 173V174H181ZM207 173V174H208ZM214 173V174H213ZM231 175H230V174ZM253 173V174H252ZM14 175H16V173H13ZM46 174V175H45ZM65 174H66V172H65ZM69 175L71 174V173H68ZM80 174L79 175H77V176H80ZM117 174V175H116ZM144 174H146L145 176H144ZM168 174H169V176H168ZM189 174H191L190 172L189 173H187L186 175H189ZM192 174H194L195 175V173H192ZM251 174V175H250ZM76 175V174H75ZM115 175V176H114ZM149 175V176H148ZM194 175H191L192 177H194ZM227 175V176H226ZM230 175V176H229ZM244 176V178L242 177V176ZM255 175V176H254ZM259 175V176H258ZM48 176V177H47ZM62 176H65L66 178H64L63 180H61L62 182H64V184L63 183H58L57 181H58V179H62ZM92 176V177H91ZM104 176V175H103ZM106 176H104V177H106ZM201 176V177H200ZM205 176H206V174H205ZM211 176V177H210ZM232 176V177H231ZM234 176H235V179H233L234 178ZM241 176V177H240ZM69 177V176H68ZM89 177H91V179H93V181L91 180V182H94V179H96V180H98L99 181V183L98 182H94L93 184L91 183V184H89L90 183V180H88V179H90ZM94 177V178H93ZM121 177V176H120ZM166 177V178H165ZM167 177H168V179H170L169 180V182L167 181L168 179H167ZM194 177V178H195ZM227 177H229V178H227ZM25 178L28 180V181H32V182H26V180H25ZM29 178V179H28ZM33 178V179H32ZM36 178V179H35ZM57 180H56V179ZM76 178V177H75ZM75 178H74V180H75ZM80 178H81V176H80ZM101 178V179H100ZM109 178V179H108ZM123 178H124V176H123ZM123 178H122V180H120L119 178H118V180L116 179L115 180V182H118V181H120V182H123L124 180H123ZM130 178V179H129ZM147 178V179H146ZM220 178H221V180H222V183H219V182H221V180H220ZM255 178V179H254ZM262 178V179H261ZM24 179V180H23ZM36 180V182H35V180ZM41 179H43L42 181H41ZM68 179V178H67ZM78 179V178H77ZM77 179L75 180V182L77 181ZM139 179V180H138ZM202 179V180H201ZM228 179V180H227ZM233 181H232V180ZM23 180V181H22ZM73 180V179H72ZM81 180H83V177H82V179ZM95 180V181H96ZM112 180V179H111ZM125 180V181H126ZM154 180V181H153ZM207 180H208V182H207ZM210 180H212L213 181V183H212V181H210ZM239 180L242 182H240L239 183ZM242 180H244V184H248V185H250V183H251V188L252 189H254L253 190V195L251 196V195H249L247 198H245V197H243V196H241L240 194H239V192L240 191H238L239 189H240V187L242 186V185H244L243 184V181ZM19 181V182H18ZM41 182V184L40 185H42V183H43V186L42 187H39L41 190V192H42V190H43V192L42 193H44L43 194V196H40V195H42V194H40L39 195V193H38V195L37 196H35V193L37 194V192L35 191V190H37V188H38V184H39V182ZM68 181H70V180H68ZM87 181V182H86ZM124 181V182H125ZM156 181V182H155ZM178 181V182H177ZM204 181V182H203ZM25 183V184H22V183ZM35 182V183H34ZM55 182H57V184L55 185ZM74 182V183H75ZM89 182V183H88ZM154 182V183H153ZM203 182V183H202ZM49 183V184H48ZM87 183H88V185H90V189L87 187L88 185H87ZM106 183V184H107ZM127 183V182H126ZM128 183H127V186H128ZM166 184V185H164V186H167V188H165V189H163L164 188V186L162 185V184ZM179 183H180V185H179ZM208 183V184H207ZM210 183V184H209ZM230 183V184H229ZM234 184V186L232 185V184ZM260 183V184H259ZM29 185V187L28 186H26V185ZM35 184V185H34ZM47 185V187H44V185ZM59 184H63V185H65V186H67L66 187V193H65V191H64V193L63 192H61L60 194H59V192L61 191V189H60V187H63V185H59ZM68 184H71V183H69L68 182ZM94 184H97V187H101L100 189L102 190V194L100 193H94L95 191L97 192H100L99 190V188H98V190H96V188L94 187ZM101 184V185H100ZM110 186H111V184H113V182L111 181V184H110V182L108 183ZM118 184V183H117ZM119 184H121V183H119ZM154 184V185H153ZM173 184V185H172ZM219 184V185H218ZM240 184H242L240 187H239V185ZM246 184V185H247ZM39 185V186H40ZM45 185V186H46ZM98 185H100V186H98ZM102 185H103V187H102ZM113 185H115V183L113 184ZM123 185H124V183L123 184H121V185H119V188L120 187H123ZM160 185H162V186H160ZM221 185V186H220ZM254 185V186H253ZM34 188H33V187ZM56 186V187H55ZM64 186V187H65ZM69 186H71V187H73L72 185H69ZM77 186V185H76ZM96 186V185H95ZM127 186H125L126 188L123 190V192H121L120 191V193H124V195H126L127 193H125L124 191H126V189H128L129 187H127ZM170 186V187H169ZM179 186H181V187H179ZM201 186V187H200ZM203 186V187H202ZM205 186H210L209 188H207V187H205ZM216 186L217 187H219L220 189H222V190H224L223 192L220 190V191H218L217 190V192H215L216 190ZM222 186H223V188H222ZM231 186H233V187H231ZM31 187V188H30ZM37 187V188H36ZM49 187V188H48ZM109 186H107L106 185V188H108ZM196 187V188H197ZM239 187V189L237 190V188ZM254 187V188H253ZM30 189V190H28V189ZM46 189L47 191H48V189H49V194L51 195V193H52V198H50V200L52 201V202H50V200L49 201H47L48 199H49V197L47 198H45V196H47L48 195V192L46 191V190H44V189ZM53 188V189H52ZM55 188H57V189H55ZM75 188V187H74ZM91 188H92V191L94 190V194L93 195H95V196H93L92 194L90 195V190H91ZM94 188V189H93ZM171 188H172V190L174 191V193H173V191L171 190ZM177 188H179V190H177ZM203 188V189H202ZM205 188V189H204ZM236 188V189H235ZM59 189V190H58ZM63 189V188H62ZM69 189V190H68ZM87 189H89V190H87ZM111 189H109V191L111 190ZM158 189V190H157ZM175 189V190H174ZM207 189V190H206ZM209 189V190H208ZM227 189V190H226ZM229 189V190H228ZM34 190V191H33ZM200 190L201 191H203V192H200ZM213 190V191H212ZM215 190V191H214ZM32 191V192H31ZM39 191V192H40ZM59 191V192H58ZM89 191V192H88ZM91 191V192H92ZM163 191V192H162ZM226 191H230V192H226ZM235 191V192H234ZM236 191H238V193L236 192ZM33 192H35V193H33ZM40 192V193H41ZM68 192V193H67ZM168 192V193H167ZM171 193V197L169 196V194ZM211 192V194H209ZM225 192H226V194L227 193H231L232 194V196H230V195H226L225 194ZM75 193H79L78 195V197L77 196H75V195H77V194H75ZM81 193H83V194H85V199H83V197H82V195L83 194H81ZM173 193V194H172ZM201 195H200V194ZM217 193V194H216ZM222 193V194H221ZM234 193H235V195H234ZM21 194V195H20ZM30 194H32V195H30ZM45 194H47V195H45ZM70 195L71 197L73 196V200H69V199H67V201H65L66 199H65V196L66 195ZM72 194V195H71ZM88 194H89V197H88ZM203 194V195H202ZM209 194V195H208ZM212 194H216V196H218L217 198H215V196L214 195H212ZM236 194H239V195H237L236 196ZM6 195V196H5ZM49 195V196H50ZM59 195V196H58ZM62 197H61V196ZM223 195L225 196V198L223 197ZM5 196V197H4ZM17 196V197H16ZM75 196V197H74ZM81 196V197H80ZM173 196L175 197V198H173ZM199 196V197H198ZM206 196H208V198L206 197ZM212 196V197H211ZM221 196V199L222 200H220V197ZM230 196V197H229ZM260 196V197H259ZM24 197H26V198H24ZM34 197V199H32ZM36 197V198H35ZM44 197V198H43ZM70 197V198H71ZM76 197L78 198V199H76ZM79 197H80V199H79ZM93 197V199H91ZM96 197V198H95ZM126 197V198H125ZM151 197V198H150ZM210 197V198H209ZM226 197H228L229 199H226ZM256 197V198H255ZM29 200H28V199ZM66 198H69L68 196H66ZM88 198L90 199L89 201H88ZM113 198H115V199H113ZM124 198V199H123ZM171 198V199H170ZM243 198H245V199H243ZM248 198H249V200H248ZM262 198V199H261ZM11 199H12V201H11ZM17 199V200H16ZM25 199V200H24ZM37 199V200H36ZM41 199V200H40ZM44 199H46L45 201H47V202H44ZM81 199H83V200H81ZM102 199H104V198H102ZM120 199H122L123 200V204H122V200H120ZM208 199V200H207ZM257 199V200H256ZM6 200H9V201H7V202H5ZM20 200H22L23 202H25L26 201V203L24 204L22 201H20ZM27 200H28V202H27ZM43 203V205L42 204H40L41 202ZM85 200H87V202L85 201ZM105 200V199H104ZM213 202H212V201ZM259 200V201H258ZM0 201H1V199H0ZM39 201V202H38ZM71 201V202H70ZM75 201H80V202H76L77 203V205L76 204H74L73 205V203L75 202ZM95 201H99V203H94ZM151 201V202H150ZM229 201V202H228ZM250 203H249V202ZM29 202H30V204L32 205V207H31V205H30V209H29V207L27 206V205H29ZM32 202V203H31ZM38 202V203H37ZM64 202H65V204H64ZM186 202H189L190 204H192V205H190L189 203H186ZM233 202V203H232ZM236 202V203H235ZM256 202V203H255ZM6 204V205H3V204ZM12 203V204H11ZM14 203V204H13ZM17 203V204H16ZM46 203V204H45ZM50 203H51V205H50ZM86 205L87 204V206H85L84 204ZM89 203H91V205L89 204ZM104 203V202H103ZM129 203V204H128ZM216 203V204H215ZM230 203V204H229ZM253 203V204H252ZM255 203V204H254ZM9 204H11V205H9ZM27 204V205H26ZM95 204V205H94ZM128 204V205H127ZM214 204V205H213ZM220 204H221V206L224 208L225 206V208H224V210L222 211V207L220 206ZM226 204V205H225ZM262 204V205H261ZM13 205H16V206H13ZM22 205V206H21ZM27 206V208L25 209V210H23L26 206ZM40 205H42V207H40ZM45 205V206H44ZM63 205V206H62ZM89 205H90V207H89ZM92 205H94V206H92ZM125 205V206H124ZM131 205V206H130ZM200 205V206H199ZM207 205V207H208V209L209 208H211V211L210 212H207V211H209L205 206ZM210 205V206H209ZM229 205H231V206H229ZM254 205V206H253ZM19 206V207H18ZM24 206V207H23ZM50 206V212H47V210L49 211V209H48V207ZM62 206V207H61ZM77 206V207H76ZM123 206V207H122ZM165 205H164V202H162L161 203V207H164ZM198 206V207H197ZM204 207V208H202V207ZM227 206H229L228 208H227ZM12 207H14V208H12ZM16 207V208H15ZM21 207L23 208V209H21ZM35 207V208H34ZM219 207V208H218ZM238 207V208H237ZM243 207H244V211L245 212H243ZM247 209H246V208ZM3 208H5V209H3ZM10 208H12L13 210H12V212H10L11 211V209ZM34 208V209H33ZM125 208V209H124ZM221 208V209H220ZM239 208H241L240 210H239ZM10 209V210H9ZM30 211H28V210ZM32 209V210H31ZM83 210L82 211V213H80V216L79 215H77V213L79 214V212L78 211H80V210ZM91 209V210H90ZM108 209V210H107ZM123 209H124V211H123ZM130 209V210H129ZM193 209V210H192ZM214 209V210H213ZM238 209V210H237ZM8 210V211H7ZM23 210V211H22ZM44 210H46V213H44L45 211ZM93 210H95V209H93ZM103 210V211H102ZM105 210H107V211H105ZM191 212H190V211ZM197 210V211H196ZM202 210V211H201ZM246 210H248V211H246ZM15 211V212H14ZM21 211H22V213L23 214H21ZM32 211V212H31ZM109 211V212H108ZM122 211L124 212V213H122ZM126 211H128V212H126ZM214 211H215V213H218L219 215H220V217L219 218H222L221 220H224V222L226 223V226H227V222H228V220L229 219H231L232 221H230V225H228V228L230 227V228H232L231 229V231L232 230H234V229H236V230H238L237 231V233H234L235 231H232V233H233V237L232 236H229V237H232V238H228V235L230 234H232L231 233V231H230V229H228V231H226V232H224V235H223V230L224 229H222V230H220V228H222L221 226H220V223H221V220L220 219H217V217L219 216L218 214L217 215H215V213H214ZM227 211H228V213H227ZM255 211V212H254ZM8 212H10L12 215H11V217H10V213H8ZM13 212H14V214H13ZM54 212L56 213V214H54ZM73 212H75V213H73ZM81 212V211H80ZM96 212H98V214L96 213ZM103 212V213H102ZM111 212H112V214L113 215H110L111 214ZM125 212H126V214H125ZM192 212H193V214H192ZM31 213H32V218H33V223H32V218L31 217H29L30 215H31ZM48 213H50V214H48ZM53 213V214H52ZM101 213H102V215H101ZM120 213L121 214H123L122 216L120 215ZM181 213V214H180ZM186 213V214H185ZM189 213H191V215L192 216H194V218L195 217H197V218H193V217H191V215H189ZM194 213H196L197 214V216L196 215H194ZM204 213V214H203ZM240 213H242V214H240ZM28 214H30V215H28ZM35 214V215H34ZM41 215V216H38V215ZM52 214V215H51ZM205 214H206V217H204L205 216ZM211 214H213V216L215 215V217H213ZM234 214V215H233ZM15 215H19V216H21V217H16L15 218ZM49 215V216H48ZM69 215H72V216H70V217H68ZM83 215V216H82ZM125 215V216H124ZM179 215H181V216H179ZM189 215V216H188ZM203 215V217H204V220H203V217H201ZM222 215V216H221ZM229 217H228V216ZM235 215H236V217L237 218H235ZM249 215V216H248ZM261 215V216H260ZM27 216L29 217V218H27ZM35 216H37V218L35 217ZM51 216H54V219H53V217H51ZM86 218H85V217ZM92 216H90L91 217V219H92ZM110 216H111V218H112V221H114V218H117V220L115 219V221H116V223L113 225V223L115 222H112L111 221V218H110ZM173 216V217H172ZM233 216H234V218H233ZM27 218V220H24V219H21L20 220V218ZM47 219H45V218ZM74 217H79V219L77 218H74ZM84 217V218H83ZM89 217V218H90ZM121 217V218H120ZM133 217V218H132ZM183 217V218H182ZM228 218V219H226V218ZM232 217V218H231ZM50 218L52 219V220H50ZM75 220H74V219ZM88 218V219H89ZM97 218V219H96ZM125 218V219H124ZM128 218V219H127ZM164 218V219H163ZM168 218V219H167ZM172 218H173V220H172ZM191 219L192 218V220H189V219ZM210 218V219H209ZM213 218V219H212ZM217 220H216V219ZM227 220V222H226V220ZM249 218V219H248ZM254 218V219H253ZM12 219H13V221L16 219V221H14V222H16V226H14V222L12 221ZM28 219H31V220H28ZM39 219H41V221L39 222ZM44 219H45V221H44ZM58 220V226L60 227V229L58 228V226H57V228L56 227H53V226H55L56 225V222H57V220ZM66 220V222H65V220ZM74 220L75 222V224L73 223L72 224V221H70V220ZM94 219H95V221H94ZM101 221H100V220ZM123 219V220H122ZM170 219V220H169ZM176 219L178 220V221H176ZM183 220V221H181V220ZM194 219V220H193ZM209 219V220H208ZM212 219V220H211ZM234 219V220H233ZM253 220V223H252V221L250 222V223H248L249 222V220ZM7 220H9V221H7ZM19 220V221H18ZM22 220H23V222H22ZM48 220H50L51 221V223H48ZM80 220V221H79ZM87 220V221H86ZM125 220H127V221H125ZM129 220V221H128ZM135 221V222H133V221ZM180 220V221H179ZM189 221V223H190V225H189V223H188V221ZM201 220V221H200ZM202 220H203V223H202ZM207 220H208V223H206L207 222ZM218 222V223H216V221ZM218 220H220V222L218 221ZM235 220H237V221H239V222H237V221H235ZM243 220V221H242ZM244 220L246 221V222H244ZM257 220V221H256ZM262 222H260V221ZM17 221H18V223H17ZM20 221H21V223H20ZM25 221H26V223H25ZM28 221V222H27ZM49 221V222H50ZM97 221V223H95ZM121 221H122V224H120L121 223ZM133 223H135V224H132V222ZM171 221H173V222H171ZM211 221V222H210ZM212 221H214V223L216 224V225H214V223L212 224ZM10 222V223H9ZM30 222H31V224H30ZM65 222V223H64ZM78 222H80V225H81V227H80V225H79V223ZM128 222V223H127ZM176 222V223H175ZM183 222V223H182ZM204 222H205V224H204ZM224 222H222V223H224ZM55 223V224H54ZM62 223H64L63 225H62ZM95 223V224H94ZM99 223H98V225H99ZM125 223V224H124ZM137 223V224H136ZM169 225H168V224ZM199 223V224H198ZM210 223V224H209ZM244 223V224H243ZM245 223H247V225H245ZM9 224V225H8ZM18 224V225H17ZM21 224H23L22 226H21ZM33 224V225H32ZM40 224V225H39ZM103 224V222L101 223V225H99V227L100 226H104V224ZM112 224V225H111ZM132 224V225H131ZM156 224H158V225H156ZM160 224V225H159ZM165 224V225H164ZM176 224H177V226H176ZM201 224V225H200ZM203 224H204V226H203ZM233 224V225H232ZM254 224V225H253ZM8 227H7V226ZM11 225H13V226H11ZM28 225H29V227H28ZM33 226V227H30V226ZM37 225H39V226H37ZM44 225H46V227L44 226ZM65 225V226H64ZM69 225H74V226H76L75 228H71V226L69 227ZM79 225V228L77 227ZM116 225V226H115ZM124 225H125V227H126V229H124L125 227H124ZM131 225V226H130ZM135 225V226H134ZM161 225L163 226V227H161ZM172 225H174V226H172ZM197 225H199V227L201 228H199ZM212 225V226H211ZM234 225H236V227L234 226ZM243 225H244V228H243ZM18 226V227H17ZM40 226H42V228L44 229V230H46V232L48 233H44L43 231H42V229H40ZM50 226H52V228L50 227ZM121 226H123V229H122V227ZM135 227V230H134V232L132 231L133 230V228L132 227ZM155 226H157V228L155 227ZM197 226V227H196ZM218 227L219 228V231H220V233H218V231H216V230H218V228H214V227ZM223 226V225H222ZM224 226H225V224H224ZM225 226V227H226ZM233 226V227H232ZM252 226V227H251ZM261 226V227H260ZM21 227V228H20ZM49 227V228H48ZM64 227H66L65 228V230H64ZM84 227V228H83ZM112 227H113V229H112ZM118 227H119V229H118ZM164 227H166V229L164 228ZM193 227H195V228H193ZM204 227V228H203ZM235 227V228H234ZM255 227V228H254ZM7 229V231H6V229ZM15 228V229H14ZM23 228V229H22ZM29 228H31V229H29ZM41 230V231H39V229ZM56 228V229H55ZM71 228V229H70ZM175 228V229H174ZM203 228V229H202ZM208 228V229H207ZM216 229V230H214V229ZM224 228V227H223ZM253 228V229H252ZM10 229H12V230H14V231H16L17 229H18V231H16V232H13V231H11ZM21 231H20V230ZM49 229V230H48ZM57 233V232H60V234L62 235H60L59 233L58 234H56L53 230ZM66 229H67V232L68 233H70V235H68L67 236V232H65L66 231ZM69 229V230H68ZM115 229V230H114ZM155 229H157L159 232L157 233V230H155ZM160 229V230H159ZM171 229H172V231H171ZM201 230V234L203 233V230L204 229H206V230H204V231H206L205 233H208V236L210 237L211 235H212V237H210V238H212V239H208L209 237L207 236L206 237V240L204 241H201L202 239L199 237L200 236V233H198L197 234V231L199 232L200 230ZM209 229H211V230H209ZM256 229V230H255ZM50 230H52V231H50ZM59 230V231H58ZM64 230V231H63ZM112 230L114 231V232H112ZM119 230V231H118ZM123 230V231H122ZM128 230H130V231H128ZM151 230H153V232H154V235H152L153 233H152V231ZM187 230H189V231H187ZM208 230H209V232H211V234L208 232ZM213 230V231H212ZM225 230H227V227H226V229ZM224 230V231H225ZM243 230V231H242ZM252 230V231H251ZM6 231V232H5ZM19 231H20V233H19ZM29 233H28V232ZM50 231V232H49ZM70 231V232H69ZM121 231V232H120ZM127 231V232H126ZM149 231H151V233L149 232ZM176 231V232H175ZM187 232L188 233V235H187V233H184V232ZM230 231V232H229ZM246 231V232H245ZM3 232V233H2ZM8 232V233H7ZM42 232H43V236L41 235L42 234ZM54 232V233H53ZM64 232V233H63ZM116 232V233H117ZM124 232V233H123ZM127 234H126V233ZM132 232V233H131ZM172 234V236L170 235V233ZM173 232H174V234H173ZM221 232H222V234H221ZM227 232H229L228 234H226L225 235V233H227ZM244 232V234H242ZM251 232H253L252 234H251ZM255 232V233H254ZM6 233H7V235H8V237H6L7 235H6ZM16 233V234H15ZM50 233H52V234H50ZM150 235H148V234ZM161 233V234H160ZM164 233V234H163ZM167 233V234H166ZM177 233V234H176ZM182 233H183V235H187V239L189 238L188 236L189 235H191L190 236V238L191 239H193L194 241H192V240H190V241H188L187 239H185L186 238V235L185 236H183L182 235ZM213 233H214V235H213ZM217 233L220 235V237H217L216 235H217ZM248 233V234H247ZM262 233V234H261ZM2 234V235H1ZM26 234V235H25ZM38 234H39V236H38ZM56 234V235H55ZM106 234V235H107ZM129 234H131L132 236L130 237V235ZM143 235V237L142 236H140V235ZM257 234H259V236H255V235ZM11 235V236H10ZM17 235H19V236H17ZM22 235H23V237H22ZM30 235V236H29ZM46 235V236H45ZM48 235V236H47ZM52 235V236H51ZM57 235H58V238H59V235H60V238L59 239H62L61 240V243L60 242H57L58 241V239L56 238L57 237ZM64 235V236H65ZM119 235H121L122 237L124 236V235H127V236H124L123 238L121 237V236H119ZM152 235V236H151ZM155 235H158L157 237L155 236ZM160 235V236H159ZM167 235V236H166ZM199 235V236H198ZM202 235H204V234H202ZM222 235V236H221ZM237 235V236H236ZM244 235V236H243ZM251 235V236H250ZM252 235H254V236H252ZM1 236H2V238H1ZM5 236V237H4ZM15 236V237H14ZM16 236H17V238H16ZM41 236H42V238H41ZM55 236V237H54ZM119 236V237H118ZM139 236V237H138ZM181 236H182V238H181ZM197 238H196V237ZM205 236H206V234H205ZM214 236H216L217 238H215ZM250 236V237H249ZM24 237H27V238H24ZM33 237V238H32ZM41 238L40 240H39V242H41L40 243V246L38 247V245H39V243H36V242H38V241H36V240H38L37 238ZM45 237H47V238H45ZM52 237V238H51ZM63 237V238H62ZM102 237V236H101ZM115 238V240H114V238ZM126 237V238H125ZM131 238V240H129L130 238ZM139 239L140 240V242H137L138 240L136 239ZM152 237V238H151ZM160 237V238H159ZM171 237V238H170ZM213 237L215 238V241H214V239H213ZM226 237V239L225 240H223L224 238ZM4 238H7V242H6V240L4 239ZM8 238H9V240H8ZM11 238V239H10ZM29 238H30V240L32 241H30L29 240ZM48 238H51V239H48ZM54 238H56V239H54ZM84 238L85 237H82V240H84ZM118 238V239H117ZM144 238V239H143ZM158 239V241H157V239ZM167 238H169L168 240H169V243L167 244ZM181 240H180V239ZM201 239L200 241H199V239ZM258 238V239H257ZM2 239V240H1ZM12 239H14V240H12ZM16 239V240H15ZM24 239V240H23ZM27 239V240H26ZM36 239V240H35ZM103 239H104V237H103ZM170 239H172V242L170 243ZM183 239H185V240H183ZM197 239V240H196ZM245 239V240H244ZM254 239V240H253ZM57 240V241H56ZM98 240H99V238H98ZM127 240H129L130 242H129V244H127V246L126 247H124L123 245L125 244L126 245V243H127ZM142 240V241H141ZM187 240V241H186ZM220 240H223V241H220ZM29 241V242H28ZM57 243H56V242ZM100 241H102L101 239H100ZM108 241V242H107ZM122 241H124V242H122ZM153 241H154V243H153ZM197 241V243H195ZM213 243H212V242ZM221 243V244H219V242ZM245 241V242H244ZM114 242V243H113ZM126 242V243H125ZM135 242H137V243H135ZM150 244H149V243ZM156 242V243H155ZM176 242V244H174V243ZM186 242H188L187 244H186ZM205 242V243H204ZM228 242V243H227ZM236 242V243H235ZM12 243H14V244H12ZM28 243V244H27ZM31 243V244H30ZM43 243V244H42ZM46 243H48V244H45ZM60 243V244H59ZM108 243V244H107ZM132 243H134V244H132ZM154 244V248L152 249V245ZM173 243V244H172ZM204 243V244H203ZM217 243L219 244L218 246H217ZM256 243V244H255ZM25 244V245H24ZM38 244V245H37ZM56 244V245H55ZM57 244L60 246H57ZM116 244V243H115ZM142 244V245H141ZM157 244V245H156ZM160 244H161V246H160ZM166 244V245H165ZM169 244H172V246H173V248L175 249V247H176V249H175V253H174V249L172 248V246L171 245H169ZM182 244V245H181ZM186 244V245H185ZM190 244V245H189ZM208 244V245H207ZM240 244V245H239ZM260 246H259V245ZM13 245V247H11ZM57 246V247H55V246ZM148 245H151V249H147L148 248ZM176 245V246H175ZM198 245H201V250H200V248L198 247ZM205 245H206V247H205ZM242 245V246H241ZM254 245V246H253ZM7 246V247H6ZM36 246V247H35ZM42 246V247H41ZM46 246V247H45ZM109 246V245H108ZM141 246H142V248H141ZM147 246V247H146ZM165 246H169V248L168 247H166V249H165ZM184 246H186V248L184 247ZM194 246V247H193ZM197 246V247H196ZM203 246V247H202ZM241 246V247H240ZM253 246V247H252ZM260 247L259 248V250H258V248L257 247ZM9 247V248H8ZM28 248V249H30V251L28 250V249H26L25 250V248ZM32 247V248H31ZM38 247V248H37ZM133 247V249H131ZM237 247V248H236ZM250 247V248H249ZM256 247V248H255ZM7 248V249H6ZM13 249V251H12V249ZM21 248V249H20ZM40 248V249H39ZM44 248V249H43ZM57 248V249H56ZM196 248V249H195ZM198 248V249H197ZM208 248V249H207ZM226 248V249H225ZM247 248H248V250H247ZM253 248V249H252ZM255 248V249H254ZM11 249V250H10ZM20 249V250H19ZM35 249H37L36 251L38 252H36V254H35ZM55 249V250H54ZM62 249V250H61ZM137 249V250H136ZM148 250V252H147V250ZM156 249V250H155ZM161 249V250H160ZM196 250L195 251V253L196 254H194V252H193V250ZM232 249V250H231ZM256 249H257V251H256ZM6 250H8L7 252L8 253H6ZM14 250H16V253L14 252ZM39 250H40V252H39ZM41 250H43V251H41ZM58 250H60V252H59V254H58ZM136 250V251H135ZM152 251V253H151V251ZM200 250V251H199ZM208 250H210V251H208ZM212 250V251H211ZM220 250V251H219ZM236 250V251H235ZM22 253H21V252ZM25 252V254H24V252ZM29 251V252H28ZM46 251L48 252V253H46ZM53 251V255L54 254H56V255H54L55 256V258L54 257H52L51 256V252ZM75 251V250H74ZM73 251V252H74ZM154 251V252H153ZM169 253H167V252ZM177 251H178V253H177ZM184 251H186L185 253H184ZM205 251V252H204ZM256 251V252H255ZM2 252H3V254H2ZM14 252V253H13ZM45 252V253H44ZM56 252V253H55ZM72 252V253H73ZM77 252V251H76ZM75 252V253H76ZM129 253V254H126V253ZM157 252V253H156ZM159 252H161L160 254H158ZM188 252V253H187ZM190 252H191V254H190ZM199 252V253H198ZM204 252V253H203ZM212 253V255H211V253ZM244 252H246L245 254H244ZM258 252V253H257ZM5 253V254H4ZM10 253V254H9ZM12 253V254H11ZM29 253L30 254H32V256H30L29 255ZM43 253L45 254V256L43 257ZM151 255H150V254ZM156 253V254H155ZM168 255H167V254ZM198 253V254H197ZM206 253V254H205ZM215 253V254H214ZM220 254V256H219V254ZM249 253V254H250ZM8 255V257H6L7 255ZM21 254H24V255H21ZM58 254V255H57ZM66 254V255H65ZM174 254V255H173ZM186 254V255H185ZM204 254V255H203ZM253 254V255H252ZM262 254V255H261ZM40 255L42 256L41 258H45V257H47V258H49V259H47L46 258V262H45V260H43V259H40ZM52 257V259L50 258V256ZM60 255V256H59ZM76 255V254H75ZM75 255H72L73 257L75 256ZM176 255V256H177ZM195 255H196V257H195ZM216 255V256H215ZM223 255V256H222ZM240 255L242 256V255H244L243 257H244V259H243V257H241L240 258ZM247 255V256H246ZM57 256H58V258H57ZM65 256H67V257H65ZM70 256V257H69ZM78 256V255H77ZM177 256V257H178ZM191 256V257H190ZM195 258H194V257ZM213 256V257H212ZM262 256V257H261ZM15 257H16V259H18V258H20V259H18V260H20V261H17L16 259H15ZM152 257V258H153ZM156 257H155V259H156ZM157 257V258H158ZM175 257V256H174ZM220 257V258H219ZM224 257V258H223ZM247 257V258H246ZM261 257V258H260ZM7 258V259H6ZM60 258V259H59ZM62 258V259H61ZM66 258V259H65ZM135 258V259H136ZM217 258H219V259H217ZM224 260H223V259ZM17 261V262H14L15 260ZM73 259H78L77 257L75 258H73ZM154 259V258H153ZM201 259V260H200ZM217 259V260H216ZM248 259H247V263H248ZM25 260V261H24ZM57 260V261H56ZM68 260V261H67ZM150 260H151V258H150ZM229 260V259H228ZM240 260V261H239ZM256 260V261H255ZM24 261V263H22ZM43 261V262H42ZM59 261V262H58ZM70 261H72V260H70ZM74 261V263L75 264H77V262L78 261H76V260H73ZM138 261H137V263H138ZM143 261V262H142ZM232 261V262H233ZM255 261V262H254ZM52 262V263H51ZM61 262V263H60ZM63 262V263H62ZM65 262V263H64ZM67 262V263H66ZM69 262V263H68ZM209 262H210V260H209ZM225 262V263H224ZM232 262H231V264H232ZM246 262H244V264H247ZM48 263V264H49ZM54 263V264H55ZM73 263V262H72ZM221 263V262H220ZM250 263H248V264H250ZM71 264V263H70ZM152 264H154V263H152ZM209 264V263H208ZM210 264H211V262H210ZM219 264V263H218ZM222 264V263H221ZM227 264H230V261H227Z\"/></svg>", "mask_w": 264, "mask_h": 264}, {"label": "bare ground", "instance_id": "6f19581e", "mask_svg": "<svg viewBox=\"0 0 264 264\" xmlns=\"http://www.w3.org/2000/svg\"><path fill=\"white\" fill-rule=\"evenodd\" d=\"M3 1H4V0H3ZM44 1H45V0H44ZM50 1H51V0H50ZM52 1H53V0H52ZM246 1H247V0H246ZM251 1H252V0H250V2H251ZM253 1H254V0H253ZM261 1H264V0H261ZM26 2H27V1H26ZM54 2H56V1H54ZM74 2H75V1H74ZM87 2H88V1H87ZM149 2H150V1H149ZM229 2H230V1H229ZM250 2H249V3H250ZM254 2H255V5H256V4H257L256 1H254ZM257 2H258V1H257ZM3 3H4V2H3ZM52 3H53V2H52ZM56 3H57V2H56ZM79 3H80V2H79ZM212 3H213V2H212ZM6 4H7V3H6ZM6 4H5V5H6ZM13 4H14V3H13ZM26 4H27V3H26ZM42 4H43L42 6H44V2H43ZM177 4H178V3H177ZM252 4H253V3H250V5H248V6L252 7V6L254 5V4H253V5H252ZM258 4H259V3H258ZM262 4H264V3H262ZM8 5H9V4H8ZM10 5H11V4H10ZM24 5H25V3H24ZM29 5H30V4H29ZM46 5H47V4H46ZM48 5H49V4H48ZM255 5H254V6H255ZM12 6H13V5H12ZM15 6H16V5H15ZM19 6H20V5H19ZM22 6H23V5H22ZM22 6H20V7H22ZM42 6H41V7H42ZM127 6H128V4H127ZM219 6H220V5H219ZM57 7H58V6H57ZM78 7H81V4H80V6H79V4H78ZM133 7H134V6H133ZM135 7H136V6H135ZM135 7H134V9H132V10H135ZM146 7H147V6H146ZM177 7H178V5H177ZM177 7H176V9H177ZM259 7H260V9H257V7H253L254 10H252V8H251L252 11H251V13H249V14L255 15L253 12H254V11H257V12L260 11V10H261V6H259ZM259 7H258V8H259ZM10 8H11V7H10ZM28 8H29V7H28ZM45 8H46V7H45ZM55 8H56V7H55ZM104 8H105V7H104ZM162 8H163V7H162ZM219 8H220V7H219ZM18 9H19V8H18ZM18 9H17V10H18ZM23 9H24V8H23ZM164 9H165V8H164ZM171 9H172V8H171ZM244 9H245V8H244ZM1 10H2V9H1ZM39 10H40V8H39L38 10H36V11L38 12ZM57 10H58V8H57ZM57 10H56V11H57ZM60 10H61V9H59L58 11H60ZM103 10H104V9H103ZM103 10H102V11H103ZM221 10H222V9H220L219 12H220ZM5 11H6L5 9H4V11H2L3 14H4V19H5V21H4V20H3V21H4V22L7 21V22L5 23L6 26H7V23H9L10 21H9L8 19L6 20V17H7L9 14H10V17H11V16H12V17H13V16H16V15H14L16 12H15L14 14H11V13H13V12L10 11L11 13H8V14L5 15V13H6ZM24 11H25V9H24ZM56 11H55V14H57ZM80 11H81V10H80ZM93 11H94V10H93ZM97 11H98V10H97ZM99 11L101 12V10H99ZM107 11H109V10L106 9V13H107ZM159 11H160V10H159ZM170 11H171V10H170ZM176 11H177V10H176ZM223 11H224V10H223ZM223 11L220 12V13H223ZM242 11H243V10H242ZM242 11H241V12H242ZM30 12L32 13L31 10H30ZM104 12H105V11H104ZM167 12H168V11H167ZM214 12H216V11H214ZM217 12H218V11H217ZM25 13H26V11H25ZM28 13H29V12H28ZM59 13H60V15L62 14L61 12H59ZM106 13H105V14H106ZM165 13H166V12H165ZM177 13H178V12H177ZM239 13H240V10H239ZM239 13H238V14H239ZM260 13H262V11H261ZM3 14L1 15V13H0V15H1L0 18L3 16ZM70 14H71V12H70ZM215 14H216V13H215ZM225 14H226V13H225ZM240 14H241V13H240ZM189 15H190V14H189ZM218 15H219V14H218ZM241 15H242V14H241ZM252 15H250V16H252ZM5 16H6V17H5ZM20 16H21V15H20ZM51 16H52V15H51ZM55 16H56V17H59V16H57V15H55ZM118 16H119V15H118ZM134 16H135V15H134ZM232 16H233V15H232ZM248 16H249V15H248ZM10 17L8 16L9 19H10ZM12 17H11V18H12ZM175 17H176V16H175ZM187 17H188V16H187ZM191 17H192V16H191ZM219 17H220V16H219ZM224 17H225V16H224ZM2 18H3V17H2ZM13 18H14V17H13ZM71 18H72V17H71ZM162 18H163V17H162ZM162 18H161V19H162ZM164 18H165V17H164ZM184 18H185V17H184ZM188 18H189V17H188ZM188 18H187V19H188ZM210 18H211V17H210ZM210 18H208V19H210ZM220 18H221V17H220ZM251 18H253V16H252ZM251 18H250V19H251ZM256 18H257V17H256ZM256 18H255V19H256ZM14 19H16V17H15ZM50 19H51V18H50ZM105 19H106V18H105ZM174 19H175V18H174ZM189 19H190V18H189ZM227 19H228V18H227ZM227 19H226V20H227ZM232 19H233V18H232ZM250 19H247L248 22H250ZM46 20H47V19H46ZM165 20H166V19H165ZM175 20H176V19H175ZM211 20H212V19H211ZM247 20H246V22H247ZM1 21H2V19H1ZM14 21H15V20H14ZM133 21H134V20H133ZM149 21H151V20H149ZM149 21H148V22H149ZM191 21H192V20H191ZM205 21H206V20H205ZM255 21H256V20H255ZM171 22H173V20H172ZM189 22H190V21H189ZM209 22H210V21H209ZM213 22H214V23H212V25L214 24L213 26H215L217 22H216V21H213ZM215 22H216V23H215ZM235 22H236V21H235ZM246 22H245V24H246ZM253 22H254V21H253ZM256 22H257V24H256L255 28H253V33H252V38H251L252 40H255V42H256L257 40L261 39V38H264V13L259 14V16H258ZM111 23H112V22H111ZM146 23H147V22H146ZM146 23H145V24H146ZM207 23H208V22H207ZM2 24L4 25V23H1V25H2ZM53 24H55V22H54ZM190 24H191V23H190ZM209 24H210V23H209ZM230 24H231V23H230ZM192 25H193V24H192ZM234 25H235V24H234ZM254 25H255V24H254ZM6 26H5V27H6ZM112 26H113V25H112ZM135 26H136V25H135ZM171 26H172V25H171ZM173 26H174V25H173ZM237 26H238V25H237ZM5 27H3L2 29H4ZM141 27H143V26H141ZM145 27H146V26H145ZM156 27H157V26H156ZM156 27H155V28H156ZM161 27H162V26H161ZM169 27H170V26H169ZM169 27H168V28H169ZM176 27H177V26H176ZM198 27H199V26H198ZM207 27H208V25H207ZM244 27H245V26H244ZM0 28H1V26H0ZM127 28H128V27H127ZM127 28H126V29H127ZM136 28H137V27H136ZM157 28H158V27H157ZM157 28H156V29H157ZM159 28H160V26H159ZM166 28H167V27H166ZM166 28H165V29H166ZM238 28H239V30H240V29L242 28V25H241V27H238ZM11 29H12V28H11ZM34 29H35V28H34ZM52 29H53V28H52ZM128 29L131 30L130 28H128ZM132 29H133V26H132ZM176 29H177V28H176ZM208 29H209V28H208ZM242 29H243V28H242ZM242 29H241V31H242ZM246 29H247V28H246ZM251 29H252V28H251ZM20 30H21V29H20ZM41 30H42V29H41ZM139 30H140V29H139ZM141 30H142V28H141ZM148 30H149V29H148ZM153 30H154V28H153ZM184 30H185V29H184ZM206 30H207V29H206ZM235 30H236V28H235ZM237 30H238V29H237ZM237 30H236V32H237ZM11 31H13V30H11ZM17 31H18V30H17ZM33 31H34V30H33ZM35 31H36V30H35ZM43 31H44V30H43ZM143 31H144V30H143ZM163 31H164V29H163ZM19 32H20V31H19ZM28 32H29V31H28ZM39 32H40V31H39ZM50 32H51V31H50ZM62 32H63V31H62ZM71 32H72V30H71ZM160 32H161V31H160ZM166 32H167V31H166ZM166 32H165V33H166ZM229 32H230V30H229ZM30 33H31V34H34L33 32H30ZM30 33H28V34H30ZM63 33H65V32H63ZM206 33H207V31H206ZM239 33H241V32H239ZM243 33H244V32H243ZM11 34L14 35V33H11ZM11 34H10V35H9V34L7 35V38H8L9 40H10V37L13 38V36H11ZM25 34H27V32H26ZM74 34H75V33H74ZM134 34H135V33H134ZM183 34H184V33H183ZM21 35H22V34H21ZM42 35H43V32H42ZM48 35H49V33H48ZM65 35H66V34H65ZM65 35H63V36H65ZM221 35H222V34H221ZM245 35H246V34L244 33L243 35L239 36V37L237 38L236 42L239 43V41H241V43H243V47L246 48V46H248L246 43H248L249 41H248V42H247V41L245 42V40H244V39H246V38H244ZM14 36H15V35H14ZM27 36H28V35H27ZM31 36H32V35H31ZM33 36H35V34H34ZM33 36H32V37H33ZM36 36H37V35H36ZM43 36H45V35H43ZM58 36H61V33H60V35H58ZM58 36H57V37H58ZM132 36H133V35H132ZM158 36H159V35H158ZM184 36H185V34H184ZM209 36L211 37V35H209ZM20 37H21V36H20ZM23 37H24V36H23ZM61 37H62V36H61ZM234 37H236V36H234ZM248 37H249V36H248ZM7 38H5V39H7ZM17 38H18V37H17ZM36 38H37V37H36ZM44 38H45V37H44ZM47 38H48V37H47ZM47 38H46V39H47ZM66 38H67V37H66ZM219 38H220V33H219ZM249 38H250V37H249ZM3 39H4V38H3ZM39 39H40V38H39ZM195 39H196V38H195ZM9 40H8V41H9ZM34 40H35V37H34ZM36 40H37V39H36ZM36 40H35V42H37ZM42 40H43V39H42ZM58 40H59V39H58ZM58 40H57V41H58ZM67 40H68V38H67ZM261 40H262V39H261ZM261 40H260L259 42L262 43ZM11 41H12V40H11ZM24 41H25V40H24ZM31 41H33V40H31ZM40 41H41V40H40ZM157 41L159 42L160 40H157ZM157 41L155 42L156 44L158 43ZM181 41H182V40H181ZM183 41H184V40H183ZM183 41H182V43H183ZM206 41H209V40L207 39ZM250 41H251V40H250ZM6 42H7V41H6ZM13 42H17L16 39H15V41L13 40ZM25 42H26V41H25ZM25 42H24V43H25ZM27 42H28V41H27ZM27 42H26V44H27ZM35 42H33V43H35ZM42 42H43V41H42ZM58 42H59V41H58ZM188 42H189V41H188ZM8 43H9V42H8ZM10 43H12V42H10ZM24 43L22 42L23 45H24ZM59 43H60V42H59ZM62 43H64V42H62ZM152 43H153V42H152ZM155 43H153V45L151 44L152 46H150V47H154V46H155ZM159 43H161V41H160ZM2 44H3V43H2ZM2 44L0 43V46H2ZM20 44H21V43H20ZM20 44H18V45H20ZM22 44H21V47H23ZM31 44H32V42H30V45H31ZM148 44H150V43H148ZM173 44H174V43H173ZM208 44H209V42H208ZM234 44H235V43H234ZM30 45H28V46H30ZM39 45L41 46L40 43H39ZM113 45H114V43H113ZM130 45H132V44H130ZM130 45H129V46H130ZM205 45H206V43H205ZM230 45L232 46V43H231ZM261 45H264V44H261ZM24 46H27V45H24ZM31 46L33 47V46H35V45L32 44ZM142 46H143V44H142ZM207 46H208V45H207ZM207 46H206V47H207ZM214 46H215V45H214ZM252 46H253V45H249L248 48L252 50ZM3 47H6V46H3ZM14 47H15V46L12 47L11 44H9V47H8V48H9V50H10V49H12V48H14ZM32 47H29V48H31V49H30V50H31L30 53H32L33 51L35 52V50H36V49L33 50L34 48H32ZM38 47H39V46H38ZM59 47H60V46H59ZM64 47H65V46H64ZM130 47H131V46H130ZM143 47H144V46H143ZM206 47H205V49H206ZM220 47H221V46H220ZM229 47H230V46H229ZM258 47L262 48V46H260V45H258ZM36 48H37V47H36ZM56 48H57V46H56ZM56 48H54V49H56ZM203 48H204V47H203ZM217 48H218V47H217ZM227 48H228V47H227ZM241 48H242V47H241ZM1 49H2L3 52L5 53L4 55H1V53H2V50H1ZM1 49H0V51H1V52H0V55H1V56H0V57H3V56H6V58H8L7 56L10 57V55H8V54H10V53L7 52V51H8L7 49L2 48V47H1ZM38 49H39V48H38ZM58 49L60 50V48H58ZM130 49H131V48H130ZM200 49H201V48H200ZM4 50H5V51H4ZM6 50H7V51H6ZM12 50H14V49H12ZM16 50H18V47H17V49H15V52H16ZM20 50H21V49H20ZM24 50H25V49H24ZM56 50H57V49H56ZM28 51H29V50H26V52H28ZM129 51H130V50H129ZM163 51H164V50L162 49V53H163ZM228 51H231V52L233 53V51H232V47L226 49V52H228ZM236 51H237V50H236ZM245 51L247 52V50H245ZM12 52H13V51H12ZM12 52H11V53H12ZM15 52H13V53L15 54ZM23 52H24V51H23ZM34 52H33V53H34ZM58 52H60V51H57V53H58ZM231 52H230V53H231ZM237 52H238V51H237ZM237 52H236V53H237ZM242 52H243V51H241V52H239V53H242ZM6 53H8V54L6 55ZM13 53H12V54H13ZM17 53H18V52H17ZM24 53H25V52H24ZM33 53L31 54L32 56L34 55ZM35 53H36V52H35ZM215 53H216V52H215ZM228 53H229V52H228ZM239 53H238L237 55H240ZM19 54H20V53H19ZM60 54H61V53H60ZM175 54H176V56H177V53H175ZM253 54H254V53H253ZM20 55H21V54H20ZM22 55H23V54H22ZM209 55H210V54H209ZM215 55L218 56L217 53H216ZM18 56H19V55H18ZM35 56H36V54H35ZM35 56H33V57H35ZM173 56H174V55H173ZM211 56L213 57V56H214V53H213V55L211 54ZM217 56H215V58H213V59H212L211 57H210V58H211L212 60L215 59V63H216V62L218 63V66H216L217 68H216L215 70L219 71V69L221 68V67L219 68V62H220V64H221L223 59H220L219 62H218V61H216V57H217ZM247 56H248V54H247ZM255 56H257V55H254V57L248 56V58L244 57V58H245V60L243 61L244 64L241 62L242 65L244 66V69H243L242 71L240 70V74L243 75V77H241V78H243V79L245 80V83H244V81H243L242 79H241V82L238 83L241 87H243L248 81H249L248 84H250V81H251L250 78H252L251 76H253V75H251L252 72H249L248 69L251 68V71H252V70H253L252 67H254L255 65H258V64H259V62H258L257 60H259V58L261 57V56L258 55L259 58H258V56H257V59H256ZM13 57H14V55L12 56V58L10 57V58H11L10 60H13ZM16 57H17V56H15V59H16ZM20 57H21V56H20ZM24 57H25V56H24ZM33 57H32V58H33ZM174 57H175V56H174ZM219 57H220V56H219ZM226 57H227V56H226ZM232 57H233V56H232ZM237 57H238V56H237ZM262 57H264V56H262ZM262 57H261V60H262V61H261V64H260L259 66L264 65V64H262V63H264V58H262ZM22 58H23V57H22ZM26 58H28V57H26ZM234 58H235V57H234ZM0 59H1V58H0ZM18 59H20V58H18ZM155 59H156V58H155ZM158 59H159V58H158ZM26 60H27V59H26ZM71 60H72V59H71ZM141 60H142V59H141ZM144 60H145V59H144ZM217 60H218V59H217ZM232 60H233V59H232ZM237 60H238V59H237ZM255 60H256V61H255ZM6 61H7V59H6ZM14 61H15V60H14ZM16 61H18V60H16ZM24 61H25V60H24ZM159 61H160V59H159ZM210 61H211V60H210ZM259 61H260V60H259ZM0 62L3 63V59H2ZM7 62H8V61H7ZM68 62H70V61H68ZM137 62H138V61H137ZM234 62H236L235 59H234ZM234 62H233V63H234ZM2 63H0V64H2ZM5 63H6V62H5ZM8 63H9V62H8ZM8 63H7V65H8ZM12 63H13L12 65H14V62H13V61H12ZM19 63H21V61L18 62V66L20 65ZM152 63L154 64L155 62H152ZM166 63L169 64L167 61H166ZM213 63H214V62H213ZM9 64H10V63H9ZM153 64H152V65H153ZM234 64H235V65H234L233 67H234V69H235V68H236V67H235V66H236V63H234ZM252 64H254V65H252ZM4 65L7 66L6 64H4ZM4 65H3V66H4ZM16 65H17V64H16ZM16 65L13 66V69H12L11 67H9V68L6 67L5 70L10 69V68H11L12 70H14V69L17 68ZM40 65H41V64H39V66H40ZM42 65H43V64H42ZM59 65H60V64H59ZM141 65H142V64H141ZM163 65H164V64H163ZM209 65H210V63H209ZM221 65H222V64H221ZM5 66H4V67H5ZM8 66H11V65H8ZM39 66H38V67H39ZM154 66H155V64H154ZM154 66H153V67H154ZM174 66H175V64H174ZM189 66H190V65H189ZM251 66H252V67H251ZM259 66H257V67H259ZM1 67H2V66H1ZM15 67H16V68H15ZM132 67H133V66H132ZM132 67H131V68H132ZM139 67H140V65H139ZM153 67H151V68H153ZM237 67H239V65H237ZM249 67H250V68H249ZM40 68L42 69L43 67H40ZM133 68H134V67H133ZM151 68H150V69H151ZM182 68H183V66H182ZM182 68H181V69H182ZM19 69H20V67H19ZM21 69H22V67H21ZM36 69L38 70L39 68H36ZM41 69L38 70L39 73H40ZM79 69H80V68H79ZM134 69H135V68H134ZM148 69H149V68H148ZM167 69H168V68H167ZM227 69H228V68H227ZM230 69H232V68L230 67ZM42 70H43V69H42ZM70 70H71V69H70ZM208 70H209V69H208ZM215 70H214V71H215ZM222 70H223V69H222ZM254 70H255V69H254ZM254 70H253V71H254ZM1 71H2V70H0V75H2V73H5L4 70L2 71V73H1ZM9 71H10V70H9ZM16 71H18V68L16 69ZM16 71H15V72H16ZM77 71H78V70H77ZM86 71H87V70H86ZM150 71H151V70H150ZM178 71H179V70H178ZM197 71H198V70H197ZM10 72H11V71H10ZM10 72H8V70H7V72H6V74L8 73L7 75H8L9 77H8L6 74H3L2 76L6 75V76L10 79V76H11V74H12V73L10 74ZM12 72H13V71H12ZM15 72H13L14 74H12V75H15ZM41 72H43V71H41ZM147 72H149V71L147 70L146 73H147ZM185 72H187V71H185ZM232 72H233V69H232V71H229L228 73L234 74V73H232ZM31 73H32V72H31V70H30V74H31ZM33 73H34V71H33ZM79 73H80V72H78V74H79ZM85 73H86V72H84V74H85ZM122 73H125V72L122 71ZM122 73H121V74H122ZM168 73H169V72H168ZM190 73H191V72H190ZM200 73H201V72H199V74H200ZM205 73H206V72H205ZM207 73H208V72H207ZM215 73H216V71H215ZM248 73H249L250 75H249ZM40 74H41V73H40ZM116 74H117V73H116ZM128 74H129V73H128ZM184 74H185V73H184ZM201 74H202V73H201ZM201 74H200V77L197 75V78H198V77L200 78V79H199V83H200V82H203V81H201V80L204 79V78H202L201 76H204L205 79H206V75H205V74H204V75H201ZM225 74H226V73H225ZM21 75H22V74H21ZM33 75H34V74H33ZM37 75H39V74H37ZM42 75H43V73H42ZM42 75H40V76H42ZM67 75H68V74H67ZM71 75H72V74H71ZM86 75H87V73L85 74V76H86ZM112 75H113V73H112ZM112 75H110L111 78H112ZM118 75H119V74H118ZM123 75H124V74H123ZM182 75H183V74H182ZM185 75H186V74H185ZM234 75H235L236 77L238 76V74L236 75V73H235ZM234 75H232L231 78H230V79H232V82H233V81L236 82V79H235L236 77H235ZM2 76H0L1 79H3ZM18 76H19V75H18ZM34 76H35V75H34ZM108 76H109V75H108ZM110 76H109V77H110ZM136 76H139V74H137ZM178 76H179V75H178ZM249 76H250V77H249ZM29 77H30V76H29ZM32 77H33V76H32ZM35 77H37V76H35ZM61 77H62V76H61ZM83 77H84V76H83ZM106 77H107V76H106ZM123 77H124V76H123ZM179 77H180V76H179ZM234 77H235V78H234ZM5 78H6V77H5ZM26 78H27V77H26ZM62 78H63V77H62ZM69 78H70V77H69ZM84 78H85V77H84ZM84 78H82V79H84ZM15 79H17V78H15ZM35 79H36V78H35ZM85 79H86V78H85ZM91 79H94V78L92 77ZM96 79H97V78H96ZM116 79H117V78H116ZM194 79H195V78H194ZM207 79H208V78H207ZM3 80H4V79H3ZM32 80H33V79H32ZM43 80H44V79H43ZM100 80H101V79H100ZM105 80H106V79H105ZM125 80H126V79H125ZM165 80H166V79H165ZM184 80H185V79H184ZM218 80H219V78H218ZM30 81H31V80H30ZM35 81H36V80H35ZM37 81H38V80H37ZM45 81H46V80H45ZM130 81H131V80H130ZM134 81H135V80H134ZM134 81H133V82H134ZM181 81H182V80H181ZM181 81H180V82H181ZM186 81H187V79H186ZM191 81H192V80H191ZM195 81H197V79H196ZM14 82H15V81H14ZM40 82H41V80H40ZM40 82L38 81V83H40ZM55 82H56V81H55ZM92 82H95V81L92 80ZM92 82H91V86H94V88H95L96 85H93L94 83L92 84ZM139 82H140V81H139ZM32 83H33V82H32ZM46 83H47V82H46ZM49 83H50V82H48V85H49ZM108 83H109V82H108ZM118 83H119V82H118ZM185 83H186V82H185ZM7 84H8V83H7ZM29 84H30V82H29ZM56 84H57V83H56ZM121 84H122V83H121ZM121 84H120V85H121ZM195 84H196V83H195ZM200 84H201V83H200ZM36 85L39 87V84H36ZM40 85H41V84H40ZM88 85H89V84H88ZM179 85H180V84H179ZM189 85H190V84H189ZM89 86H90V85H89ZM104 86H105V85H104ZM110 86H111V85H110V83H109V87H110ZM169 86H171V85H169ZM197 86H198V84H197ZM206 86H207V85H206ZM10 87H11V86H10ZM49 87H50V86H49ZM51 87H53V86H51ZM115 87L117 88V87H119V86H115ZM172 87H173V86H172ZM179 87H180V86H179ZM182 87H183V86H182ZM185 87H186V86H185ZM194 87H195V86H194ZM198 87H200V85H199ZM198 87H197V88H198ZM203 87H204V86H203ZM213 87H214V86H213ZM32 88H34V87H32ZM92 88H93V87H92ZM110 88H111V87H110ZM116 88H114V89H116ZM169 88H170V87H169ZM173 88L175 89V87H173ZM6 89H7V88H6ZM10 89H11V88H10ZM37 89H38V88H37ZM39 89H40V88H39ZM52 89H54V87H53ZM112 89H113V88H112ZM194 89H195V88H194ZM209 89H210V87H209ZM213 89H216V88H213ZM223 89H224V90L227 89L225 85L223 86ZM30 90H31V89H30ZM50 90H51V88H50ZM54 90H55V89H54ZM54 90H53V92H55ZM134 90H136V89H134ZM171 90H172V89H171ZM196 90L198 91L199 89H196ZM9 91H11V90H9ZM9 91H8V92H9ZM17 91H18V90H17ZM46 91H49V90H46ZM183 91H184V90H183ZM210 91H211V90H210ZM212 91H213V90H212ZM18 92H19V91H18ZM20 92H22V91H20ZM34 92H35V91H34ZM37 92H38V91H37ZM37 92H35V94H36ZM49 92H50V91H49ZM187 92H188V91H187ZM187 92H186V93H187ZM195 92H196V91H195ZM225 92H226V93H225ZM225 92H224V93L227 95L228 89H227ZM9 93H10V92H9ZM39 93H40V92H39ZM47 93H48V92H47ZM129 93H130V92H129ZM164 93H165V92H164ZM183 93H184V92H183ZM192 93H193V92H192ZM204 93H206V92H204ZM208 93H209V91H208ZM242 93L244 94L243 90H242ZM22 94H23V92H22ZM31 94H32V92H31ZM35 94H34V95H35ZM106 94H107V93H106ZM121 94H122V93H121ZM184 94H185V93H184ZM206 94H207V93H206ZM243 94H242V95H243ZM253 94H255V93H253ZM20 95H21V93H20ZM37 95H39V94L37 93ZM37 95H36V96H37ZM48 95H49V93H48ZM53 95H55V93L52 94V96H53ZM115 95H116V94H115ZM163 95H164V94H163ZM169 95H170V94H168V96H169ZM178 95H179V94H178ZM178 95H177V97H178ZM204 95H205V94H204ZM208 95H210V93H209ZM208 95H207V96H208ZM242 95H241V96H242ZM260 95H261V94H260ZM262 95H264V94H262ZM8 96H9V95H8ZM15 96H16V95H15ZM22 96H23V95H22ZM22 96H21V98H20L21 100H23V99H22ZM36 96H35V98H36ZM41 96H42V95H41ZM174 96H175V95H174ZM241 96H240V97H241ZM244 96H246V95L244 94ZM244 96H243V98H244ZM254 96H255V95H254ZM13 97H14V96H13ZM13 97H12V98H13ZM23 97H24V96H23ZM53 97H54V96H53ZM158 97H159V96H158ZM158 97H157V98H158ZM161 97H163V96H161ZM175 97H176V96H175ZM182 97L184 98L183 95H182ZM192 97H193V96H192ZM197 97H198V95H197ZM209 97H210V96H209ZM209 97H208V100H210ZM261 97H262V96H261ZM6 98H7V97H6ZM24 98H25V97H24ZM31 98H32V97H31ZM54 98H55V97H54ZM122 98H124V96H123ZM218 98H220V95L218 96ZM236 98H239V97H233V99H232L233 102H232V100H231V96L229 95V92H228V103H235L236 101H235L234 99H236ZM246 98H248V97H246ZM246 98H245V101H244V99H243L244 104H245V102L247 101ZM256 98L258 99V97H256ZM15 99H16V98H15ZM15 99H14V100H15ZM37 99H38V98H37ZM120 99H121V97H120ZM130 99H131V98H130ZM251 99H252V98H251ZM261 99H262V98H261ZM1 100H2V99H1ZM6 100H7V99H6ZM14 100H12V101L14 102ZM39 100H40V99H39ZM50 100H51V99H50ZM157 100H158V99H157ZM167 100H168V99H167ZM181 100H182V99H181ZM198 100H199V98H198ZM200 100H201V98H200ZM211 100H212V99H211ZM12 101L10 100V102H12ZM15 101L17 102V100H15ZM18 101H19V99H18ZM31 101H32V100H31ZM31 101H30L29 103H31ZM40 101H41V100H40ZM54 101H55V100H54ZM54 101H51V102L53 103ZM117 101H118V100H117ZM145 101H146V100H145ZM147 101L149 102V100H147ZM147 101H146V102H147ZM230 101H231V102H230ZM243 101H242L241 103H243ZM261 101H262V100H261ZM1 102H3V101H1ZM16 102H15V103H16ZM35 102H36V101H35ZM37 102H38V101H37ZM37 102H36V104L38 105ZM42 102H43V101H42ZM49 102H50V101H49ZM51 102H50V103H51ZM119 102H120V101H119ZM134 102H135V101H134ZM148 102H147V103H148ZM154 102H155V101H154ZM176 102H177L178 107L182 106V103H183L182 101H181V103H180V102H179V99H178V101H176ZM176 102H175V103H176ZM178 102H179V104H178ZM195 102H196V100H195ZM224 102H226V100H224ZM17 103H21V102H17ZM26 103H27V102H26ZM166 103H169V102H166ZM210 103H211V101H210ZM236 103H237V102H236ZM239 103H240V102H239ZM254 103H255V102H254ZM36 104H34V105H36ZM113 104H114V102H113ZM115 104H116V103H115ZM163 104H164V103H163ZM250 104H251V103H248V104L246 103L245 105L247 106V105H250ZM259 104H261L260 101H259ZM3 105H4V103H3ZM3 105L1 104L0 106H3ZM5 105H6V104H5ZM14 105H15V104H14ZM21 105H22V104H21ZM24 105H25V104H24ZM31 105H32V103H31ZM39 105H40V103H39ZM124 105H125V104H124ZM140 105H141V104H140ZM164 105H166V104H164ZM169 105H170V103H169ZM232 105H234V104H232ZM241 105H242V104H241ZM53 106H54V105H53ZM53 106H52V107H53ZM115 106H117V105H115ZM134 106H135V105H134ZM170 106H171V105H170ZM230 106H231V105H230ZM262 106H264V105H262ZM22 107H24V106H22ZM32 107H33V106H32ZM32 107H31V108H32ZM35 107H38V108H39V106H35ZM47 107H48V106H47ZM49 107H50V106H49ZM112 107H114V106H112ZM171 107H173V106H171ZM171 107H169V108H171ZM187 107H188V106H187ZM233 107H235V105H234ZM237 107H238V106H237ZM254 107H256V106H254ZM258 107H259V106H258ZM260 107H261V106H260ZM38 108H36V109H37V110H36L37 112H39L38 110H40V109H38ZM67 108H68V106H67L65 109H67ZM123 108H124V107H123ZM125 108H126V107H125ZM166 108H167V107H166ZM166 108H165V109H166ZM239 108H243V107L241 106V107H239ZM239 108H238V109H239ZM247 108L250 109V107H248V106H247ZM21 109H22V108H21ZM45 109H46V110H50V108H49V109H48V108H45ZM52 109L55 110L54 107H53ZM171 109H172V108H171ZM171 109H170V110H171ZM225 109H226V108H225ZM233 109H234V108H233ZM238 109H236V110H238ZM254 109H255V108H254ZM257 109H258V108H257ZM16 110H17V109H16ZM68 110L71 111L72 108H71V109H67V111H68ZM113 110H114V108H113ZM141 110H142V109H141ZM153 110H154V109H153ZM184 110H185V109H184ZM258 110H260V109H258ZM12 111H13V110H12ZM20 111H21V110H20ZM25 111H27V110L24 109V112H25ZM90 111H91V110H90ZM172 111H173V109H172ZM175 111H176V110H174V112H175ZM198 111H199V110H198ZM238 111H239V110H238ZM244 111H245V108H244ZM249 111H251V109H250ZM255 111H256V109H255ZM14 112H15V111H14ZM27 112H28V111H27ZM50 112H51V110L48 112V115L50 114ZM52 112H54V111H52ZM154 112L157 113V111H154ZM174 112H173V113H174ZM176 112H177V111H176ZM235 112H236V111H235ZM240 112H241V111H240ZM246 112H247V111H246ZM0 113H1V112H0ZM22 113H23V111H22ZM54 113L57 114V113H59V112L56 111V112H54ZM91 113H92V111H91ZM91 113H90V115H91ZM114 113H115V111H114ZM139 113H140V111H139ZM139 113H138V115H139ZM149 113H150V112H149ZM213 113H214V112H213ZM213 113H211V114H213ZM243 113H244V112H243ZM247 113H248V112H247ZM247 113H246V114H247ZM250 113H251V112H250ZM11 114H12V113H11ZM11 114H10V115H11ZM20 114H21V112L19 113V116H18L19 119L21 118V117H20ZM24 114H25V113H24ZM24 114H23V119H24ZM27 114H28V113H27ZM27 114H25V115H27ZM34 114H35V113H34ZM94 114H95V113H94ZM129 114H130V113H129ZM158 114H159V113H158ZM158 114H156V115L158 116ZM162 114H163V113H161V115H162ZM166 114H167V113H166ZM248 114H249V113H248ZM253 114H254V111H253ZM37 115H38V113H37ZM48 115H47V116H48ZM52 115H53V113H52ZM57 115H58V114H57ZM127 115H128V114H127ZM156 115H153V116H156ZM161 115H159V116H161ZM167 115H168V114H167ZM167 115H166V117H168ZM174 115H175V114H173V117H172V114L170 115V116L172 117V119L174 118ZM198 115H199V114H198ZM198 115H195V116H197V118H198ZM236 115H239V114H236ZM0 116H1V115H0ZM13 116H15V113H14ZM32 116L34 117V115H32ZM58 116H59V115H58ZM105 116H106V115H105ZM105 116H104V117H105ZM115 116H116V115H115ZM115 116H114V119H116ZM159 116H158V117H159ZM175 116H176V115H175ZM203 116H204V115H203ZM211 116H212V115H211ZM211 116H210V117H211ZM216 116H217V114H216ZM234 116H235V115H234ZM234 116H233V117H234ZM242 116H245V115L242 114ZM242 116H241V117H242ZM249 116L251 117L252 115L249 114ZM37 117H40V115H38ZM37 117H36V118H37ZM50 117H51V116H50ZM106 117H107V116H106ZM106 117H105V118H106ZM133 117H134V116H133ZM158 117H155V118H158ZM166 117H164V118H166ZM189 117L192 118V115L189 116ZM225 117L227 118V116H225ZM228 117H229V116H228ZM254 117L256 118V115H254ZM254 117H252L253 119H252V118H251V119L254 120V119H255ZM12 118H14V117H12ZM46 118H47L46 122H43V121L38 120V121H39V124H40V122H41V123L43 122V123H46V124H50V123H48V122H50V121H48V120H51V119H49V117H46ZM57 118H58V117H57ZM59 118H60V117H59ZM59 118H58V119H59ZM105 118H104V119H105ZM134 118H135V120H136V117H134ZM151 118H152L151 120L154 122L155 119L153 120V117H152V116H151ZM168 118H169V117H168ZM197 118L195 117V119H197ZM221 118H222V117H221ZM223 118H224V117H223ZM237 118H238V117H237ZM243 118L245 119V117H243ZM15 119H16V117H15ZM27 119H28V118H27ZM38 119H40V118H38ZM89 119H91V118H89ZM104 119H103V120H104ZM162 119H163V118H162ZM170 119H171V118H170ZM188 119H189V118H188ZM1 120H2V119H1ZM1 120H0V122H2ZM55 120H56V119H55ZM163 120H164V119H163ZM179 120H180V119H179ZM233 120H234V119H233ZM235 120H236V119H235ZM252 120H251V121H252ZM57 121H58V120H57ZM115 121H117V120H115ZM157 121H159V118L157 119ZM210 121H212V119H210ZM14 122H15V121H14ZM25 122H26V121H25ZM36 122H37V120H36ZM58 122H59V121H58ZM58 122H56V123H58ZM65 122H66V121H65ZM68 122H69V121H68ZM104 122H105V121H104ZM170 122H171V121H170ZM172 122H174V120H173ZM188 122H190V120H189ZM235 122H236V121H235ZM252 122H254V121H252ZM252 122H251V124H252ZM21 123H22V122H21ZM21 123H20V124H21ZM37 123H38V122H37ZM56 123H55V124H56ZM102 123H103V122H102ZM102 123H100V124H102ZM116 123H118V122H116ZM116 123H115V125H116ZM132 123H133V120H132ZM140 123H141V122H140ZM154 123H155V122H154ZM160 123L162 124V121H161ZM164 123H165V122H164ZM164 123H163V125H164ZM167 123H169L168 120H167ZM27 124H28V122H27ZM39 124H38V126H39ZM65 124H66V123H65ZM65 124H64V125H65ZM127 124H128V123H127ZM129 124H130L131 126L135 125V123H133V125H132L131 123H129ZM170 124H171V123H170ZM170 124H168V125H170ZM172 124H174V123H172ZM172 124H171V125H172ZM210 124H211V123H210ZM216 124H217V123H216ZM2 125H3V122L0 124V126L2 127ZM22 125H26V124L23 123ZM35 125H36V123H35ZM40 125H42V124H40ZM56 125H57V124H56ZM66 125H67V124H66ZM87 125H89V124H87ZM102 125H103V124H102ZM102 125H101V127H103ZM115 125H113V126H115ZM118 125H119V124H118ZM166 125H167V124H166ZM179 125H180V124H179ZM8 126H9V124H8ZM8 126H7V127H8ZM36 126H37V125H36ZM38 126L36 127L38 132L35 131V133H37V136H38V135H42V134H41V131L38 130ZM44 126H45V125H44ZM58 126H60L61 128L63 127V129H64V126L59 125V123H58ZM58 126H56V128H57ZM199 126L202 127V124L199 125ZM26 127H27V125H26ZM42 127H43V126H41V128H42ZM65 127H67V126H65ZM117 127H120V128H121V126H117ZM128 127L130 128V126H128ZM179 127H180V126H179ZM208 127H209L208 125H205V126H203L202 128H208ZM215 127H216V126H215ZM218 127H219V126H218ZM250 127H252V125H251ZM255 127H256V126L254 125V128H252L253 131H254ZM262 127H264V126H262ZM2 128H3V127H2ZM10 128H11V127H10ZM23 128H24V127L22 126V127L20 128L21 130H19V131L21 132V133L19 132L21 136H22V135L24 136V134H25V132H24L25 130L22 132ZM34 128H35V126H34ZM36 128H35V129H36ZM39 128H40V127H39ZM131 128H132V127H131ZM155 128H159V127H155ZM161 128L163 129V128H165V127H164V126L162 127V125H161ZM177 128H178V127H177ZM177 128H176V129H177ZM202 128H200V129H202ZM11 129H12V128H11ZM24 129H25V128H24ZM31 129H32V127H31ZM43 129H44V128H43ZM59 129H60V128H59ZM66 129H67V128H66ZM112 129H113V128H112ZM114 129H116V128L114 127ZM138 129H139V127H138ZM167 129H168V128H167ZM167 129H165V131H166ZM218 129H219V128H218ZM32 130H33V129H32ZM32 130H31V131H32ZM41 130H42V129H41ZM56 130H57V129H56ZM56 130H53V131L55 132ZM247 130H251V128H249V129H247ZM255 130H257V132H259V131H258V128H256ZM16 131H17V130H16ZM44 131L47 132L46 129H44ZM58 131H60V130H58ZM58 131H57V132H58ZM61 131L63 132V137H62V138L65 139V137H64V133H65V132H64L63 130H61ZM61 131H60V132H61ZM133 131H134V130H132V132H133ZM138 131H139V130H138ZM141 131H142V130H141ZM150 131H152V130H150ZM154 131H155V129L153 130V132H154ZM161 131H162V133L165 132V131H163V130H161ZM253 131H252V132H253ZM17 132H18V131H17ZM39 132H40V133H39ZM54 132L51 133V134H53V135H51V137H53V136L55 135ZM60 132H59V134H60ZM62 132H61V133H62ZM111 132L114 133L115 131H111ZM116 132H117V131H116ZM153 132H152V133H153ZM158 132H159V131H158ZM248 132H249V131H248ZM19 133H18V135H19ZM29 133H31V135L34 134L33 132H29ZM42 133H44V132L42 131ZM142 133H143V132H142ZM150 133H151V132H150ZM159 133H161V132H159ZM172 133H174V132H172ZM11 134L15 136L16 132H15V134H13V131H12ZM11 134H10L9 137H7V135H5V136L7 137V139H6V141H3V140H5V139L3 138L2 141L6 143L7 140H9L10 138H13L14 136L12 137ZM47 134H48V132H47ZM147 134H148V133H147ZM156 134H157V133H156ZM156 134H155V136H156ZM254 134H255V135H258V134L256 133V131L253 132V136H255ZM18 135H16V136H18ZM20 135H19V136H20ZM29 135H30V134H28V136H29ZM43 135H44V134H43ZM45 135H46V134H45ZM45 135H44V136H41V137L38 136V138H37V136H35V134H34V135L32 136V138H31L32 141H30V142L34 145V143H33V142H34L33 137L35 136V138H36V139H35V140H36V141H35V144H37V145H35V148H33V147H32V148L35 149V150L39 148V149H40V150L38 149L39 151H42V152H44V153L47 154V155H46V159H48V160H50V161L47 160L48 164L45 163V165H46L45 167L47 168L48 166H50L49 168H50V170H51V172L49 173L48 176L50 177V176H51V175H50L51 173L54 175V173H57V172H61V171H63V175H65L68 179H67L65 176H62V179H61V178L58 179L57 182H58V183L61 182V183L64 184V182L66 181V182H65L66 185L68 186V188L70 187V190H69V189H68V190H69V192L71 191L70 193H72L73 195H74V193H73V190H74V189H75V192H76V190H77V192L79 191V193H80V190H79V189H81V192H83V191H82L83 188H84L83 186L85 185V183H84L85 181H84V180H86L85 175L82 176L83 172L81 171V170L83 169L82 165H83L84 163L82 164V162H84V160H83L84 157L82 158V160H81L82 162H81L80 164H79V162H78V161H79L78 158H79V157L81 158V156H83V155L86 156V153H84V152H87V149H86L87 147L85 148V151L82 150V154H83V153H84V154L81 155V156H79V157L77 158L78 161H76L77 163L75 164V161H74V162L71 161V160H72L71 158H72L73 156H72V157L69 156L70 158L68 159V158H67L68 156H66V153H64L65 156H66V158L68 159V160H67V159L65 160V157H63L64 155H61V153L59 154V152H61L62 149L64 150V146H65L64 142H62V144H64V146H62L61 144H59V143H61L62 140H60V139H62V138L59 139V137H58V138H55L56 140H54V137H53V139H52V140H54L55 142H57V139L60 140V142H59V140H58V142H59V143L57 142L58 144H57V143L54 144V146H55V145H59V146L61 145V146H62V148H58V149H57V147H54V150H55V148H56V150H57V151H55V152H56V153L58 152L57 154L60 155V156L58 157V155H57V154L55 155V153H54L53 146H52V150H50V149H51L50 145L52 144V143H51L52 141L50 142V143H51L50 145H46V144L44 143V142L47 141V140H44V139H46ZM65 135H66V134H65ZM130 135H132V134L130 133ZM206 135H207V134H206ZM3 136H4V135H3ZM23 136H22L21 138H23ZM46 136H47V135H46ZM48 136H50V135H48ZM56 136H58V134H56L55 137H56ZM95 136L98 137V135H96V133H95ZM100 136H101V135H100ZM135 136H136V135H135ZM135 136H133V138H134ZM169 136H170V135H169ZM190 136H191V135H190ZM193 136H194V134H193ZM253 136H252V137H253ZM6 137H5V138H6ZM39 137H40L41 140L39 139ZM43 137H45V138L43 139ZM97 137H96V138H97ZM138 137H139V136H138ZM146 137H148V136H146ZM249 137H250V136H249ZM255 137H256V136H255ZM8 138H9V139H8ZM21 138H20V139H21ZM47 138H48V137H47ZM119 138H120V137H119ZM148 138H149V137H148ZM152 138H153V136L150 138L149 141H151ZM154 138H155V137H154ZM179 138H182V137H179ZM195 138H196V137H195ZM195 138H194V137H193V138H192V137L190 138V137L188 136V134H187L185 137H183V140H185V144L183 145V148H182V149H183L184 151H185V150L187 151V149L189 148V147H187V146H188V145L190 146L193 142H195V141L193 140V139H195ZM199 138H200V136H198V138H196V140H198ZM204 138H205V137H204ZM250 138H251V137H250ZM256 138H257V137H256ZM261 138H262V137H261ZM261 138H260V139H261ZM0 139H1V138H0ZM14 139H15V138H14ZM24 139H25V138H24ZM42 139H43V140H42ZM111 139H112V138H111ZM134 139H135V138H134ZM134 139H133V141H135ZM140 139H141V138H140ZM200 139H201V141H203V142L205 141V140L203 139L202 136H201ZM97 140H98V139H97ZM97 140H96V141H97ZM142 140H143V139H142ZM142 140H139V141L141 142ZM146 140H147L146 142L143 140V142H144V143L142 142L143 144H141V143L138 142L137 140H136V141L138 142V144H140V147H141V145H142L143 147L146 146V150H149V149H147V148H148V146L150 147V145H149L150 143H148V145H147L148 139H146ZM248 140L250 141V139H248ZM251 140H252V138H251ZM256 140H257V139H256ZM21 141H22V140H21ZM21 141H20V143H21ZM23 141H24V140H23ZM23 141H22V145L20 144V146H23V143L25 142V141H24V142H23ZM37 141H38V142H37ZM63 141H64V140H63ZM93 141H94V139H93ZM136 141H135V142H136ZM163 141H164V140H163ZM238 141H239V140H238ZM12 142H13V141H12ZM48 142H49V139H48ZM48 142H47V143H48ZM55 142H53V143H55ZM94 142H95V141H94ZM129 142H130V141H129ZM137 142H136V145H137ZM167 142H171L170 139H169V141H167ZM167 142H165V143L167 144ZM199 142H200V141H199ZM223 142H224V141H223ZM223 142H222V148H223V150H225V149L227 148V145H228V144L226 145V144H224ZM231 142H232V141H231ZM235 142H237V141H235ZM235 142L233 141V143H235ZM260 142H261V141H260ZM38 143L41 144L42 147H40V145H39V147H38ZM43 143H44L45 145H44ZM92 143H93V142H92ZM130 143H131V142H130ZM163 143H164V142H163ZM165 143L162 144V145H163L162 147L160 146V147L162 148V149H161L162 152H161V150H159V152H160V156H161V157H159L160 159H162L163 156H164L165 154H167L168 151H170V149H168L167 147L171 148L170 146H172V144H174L175 141H173L172 143H169L167 146H165ZM14 144H17V142H16V143L14 142ZM14 144H13V145L11 144V145L14 146ZM94 144H97V143H94ZM126 144H127V143H126ZM132 144H134V143H131L130 145H132ZM144 144H145V145H144ZM179 144H180V143H179ZM179 144H178V146H179ZM17 145L19 146V144H17ZM17 145H15V146H17ZM72 145H73V144H72ZM90 145H91V144H90ZM136 145H134L133 148L135 147V149H136ZM181 145H182V144H181ZM185 145H187V146H186L187 149H186V148L184 149V146H185ZM200 145H201V142H200ZM223 145H224V146H223ZM229 145H232V146L234 145V146H235V144H229ZM2 146H4V145H2ZM5 146H8V143H7ZM43 146H44V147H43ZM61 146H60V147H61ZM67 146H68V143H67ZM67 146H66V147H67ZM138 146H139V145H138ZM178 146H177V147H178ZM201 146H202V145H201ZM216 146H217V145H216ZM26 147H27V146H26ZM37 147H38V148H37ZM48 147H50V148H48ZM95 147H96V146H95ZM140 147H139V148H140ZM217 147H218V146H217ZM217 147H216V148H217ZM224 147H225V148H224ZM1 148H2V147H1V144H0V149H1ZM3 148H5V147H3ZM7 148H8V147H7ZM32 148H31V150H32ZM42 148H43V149H42ZM44 148H46V149L48 148V149L46 150V149H44ZM70 148H71V147H70ZM103 148H104V146L102 147V151H103ZM130 148H132V147H130ZM139 148H137L136 150L139 151ZM178 148H179V147H178ZM206 148H207V146H205V150H206ZM216 148H215V149H216ZM232 148H233V147H232ZM232 148H231V150H232ZM41 149H42V150H41ZM59 149H60V150H59ZM73 149H75V148H73ZM96 149H97V148H96ZM96 149H95V152H96ZM140 149H141V151H142V147H141ZM217 149L219 150L218 153L223 152V151L220 150L219 147H218ZM2 150H3V149H1L0 151H2ZM6 150H7V149H6ZM6 150H3V151L6 152ZM24 150H25V149H24ZM35 150H33V151H35ZM43 150H44V151H43ZM45 150H46L48 153H47ZM58 150H59V151H58ZM67 150H68V149H67ZM69 150H70V149H69ZM69 150H68V151H69ZM100 150H101V149H100ZM112 150H113V149H112ZM130 150H131V149H129L128 151H130ZM146 150H145V151H146ZM150 150H151V149H150ZM176 150H178V149H176ZM51 151H53V154H54V155L52 154ZM68 151H67V154L70 155V153H69ZM73 151H74V150H73ZM73 151H72V152H73ZM77 151H78V149H77ZM77 151H76V152H77ZM83 151H84V152H83ZM102 151H101V153H104V152H102ZM110 151H111V150H110ZM116 151H117V150H116ZM118 151H119V150H118ZM128 151H127V152H128ZM145 151L143 150L142 153H144ZM178 151H179V152H182L181 148H180ZM186 151H185V152H186ZM262 151H264V150H262ZM262 151H261V152H262ZM70 152H71V150H70ZM99 152H100V151H99ZM111 152L113 153V151H111ZM122 152L124 153V152H126V151L124 150V151H122ZM122 152H120V153L122 154ZM132 152H133V151H132ZM135 152H136V151L134 150V154H135ZM157 152H158V151H157ZM159 152H158V153H159ZM176 152H177V151H176ZM0 153H1V152H0ZM28 153H32V152H28ZM79 153H80V151H79ZM92 153H94V152L92 151ZM101 153H100V154H101ZM120 153H119V154H120ZM147 153L150 154L149 152H147ZM212 153H213V151H212ZM212 153H211V154H212ZM4 154H5V153H4ZM4 154H2V155H0V156H4ZM62 154H63V151H62ZM74 154H75V152H74ZM76 154H77V153H76ZM90 154H91V152H90ZM90 154H89V155H90ZM98 154H99V153H98ZM117 154H118V152H117ZM130 154H131V152H130ZM132 154H133V153H132ZM176 154H178V153H176ZM179 154H180V153H179ZM179 154H178L177 158L180 157ZM214 154H215V153H214ZM216 154H217V153H216ZM220 154H221V153H220ZM256 154H257V153H256ZM256 154H255V155H256ZM258 154H259V153H258ZM49 155H50V156H49ZM72 155H73V154H72ZM78 155H79V154H78ZM91 155H92V154H91ZM101 155L104 156L105 154H101ZM109 155H110V154H108L107 156L109 157ZM111 155H112V154H111ZM127 155L129 156V154H127ZM144 155H145V153H144ZM151 155L153 156V153H152ZM162 155H163V156H162ZM218 155H219V154H218ZM52 156H55V157H52ZM92 156H94V154H93ZM96 156H97V155H96ZM102 156H101V157H102ZM107 156H105V157H107ZM112 156H113V155H112ZM112 156H110V157H112ZM123 156H124V155L122 154V157H123ZM128 156H127L128 160H130L129 158H132V157H133V156H132V157H130V156L128 157ZM145 156H149V155H145ZM212 156H213V155H212ZM215 156H216V155H215ZM236 156H237V155H236ZM256 156H257V155H256ZM50 157H51V158H50ZM56 157H58V158H56ZM60 157H62V158H60ZM110 157H109V159L106 158L107 160H109V163H110V160H111V159L113 160V157L115 158V156H113L112 158H110ZM141 157H142V156H141ZM149 157H150V156H149ZM167 157H168V155H167ZM251 157H252V156H251ZM0 158H1V157H0ZM59 158H60V160H59ZM73 158H74V157H73ZM75 158H76V155H75ZM85 158H86V157H85ZM85 158H84V159H85ZM98 158H99V157H98ZM119 158H120V157H119ZM119 158H118V159H119ZM127 158H126V160H127ZM144 158H145V157H144ZM144 158H143V159H144ZM165 158H166V156H165L163 159L167 161V159H165ZM173 158H175L174 155H173ZM173 158H172V159H173ZM177 158H175V159H177ZM257 158H258V157H257ZM260 158H261V157H260ZM46 159H45V161H46ZM51 159H53V160L58 159V160H56V161H52ZM62 159L64 160V163L61 162ZM70 159H71V160H70ZM92 159H93V157H91V160H92ZM123 159H124V158H122V160H123ZM132 159H135V157L132 158ZM132 159H131V160H132ZM145 159H147V158H145ZM178 159H179V158H178ZM248 159H249V157H248ZM251 159H252V158H251ZM253 159H255V158H253ZM1 160H2V159H1ZM74 160H75V159H74ZM88 160H89V158L86 159V161H88ZM101 160H102V159H101ZM101 160H100V159L98 160V164H99V162H100ZM120 160H121V159H119V161H120ZM131 160H130L129 162H131ZM173 160H174V159H173ZM249 160H250V159H249ZM58 161H59V162H58ZM70 161L72 162V164H70V163H71ZM132 161H133V160H132ZM136 161H137V160H136ZM166 161H165V163H166ZM170 161H171V160H170ZM252 161H253V160H252ZM252 161H249V163H252ZM259 161H260V160H259ZM259 161H258V162L256 161L257 164L255 163V166L258 165L259 168H261V166H264V165H262V164H264V159L261 160L262 162H259ZM51 162H53L54 164H51ZM55 162H57V165H58V166H57V165L55 166ZM60 162H61V163H60ZM111 162H112V161H111ZM116 162L118 163V161H116ZM160 162H161V160H160ZM190 162H191V161H190ZM245 162H246V161H245ZM66 163H69V164H66ZM87 163L90 164L89 162H87ZM102 163H103V161H102ZM102 163L100 162V164H102ZM117 163H116V164H117ZM123 163H124V162H123ZM174 163L176 164V161H175ZM259 163H260V165H259ZM261 163H262V164H261ZM50 164H51V165H50ZM59 164H60V165H59ZM62 164H63V165H62ZM65 164H66V165H65ZM78 164H79V166H78ZM111 164H112V163H110V165H111ZM132 164H133V163H132ZM159 164H162V166H163V165H164V162L162 161V163H159ZM170 164H171V163L169 162V165H170ZM191 164H192V163H191ZM240 164L243 165L244 162H243V164H242V163H240ZM240 164H239V165H240ZM47 165H48V166H47ZM64 165H65V166H64ZM67 165H68V166H67ZM69 165H72V167H69ZM75 165H76V166H75ZM80 165H81V166H80ZM102 165L104 166V165H106V164L103 163ZM102 165H101V166H102ZM112 165H113V164H112ZM121 165H123L122 162H121V163L119 162V166H121ZM136 165H137V164H136ZM165 165H166V164H165ZM229 165H230V164H229ZM229 165H228V166H229ZM246 165L249 166V164H246ZM251 165H252V164H251ZM253 165H254V163H253ZM0 166H1V165H0ZM51 166H52V167H51ZM59 166H60V167L62 166V168H64V169L66 168V166H67L68 168H66L65 170L61 168V169H59V171H58V169H57V170L54 169V167H59ZM83 166H84V165H83ZM96 166H97V168H99L98 165H96ZM101 166H100V167H101ZM106 166H107V165H106ZM130 166H131V165H130ZM137 166H138V165H137ZM153 166H154V165H153ZM155 166H156V165H155ZM159 166L161 167V165H159ZM196 166H197V165H196ZM196 166H195V168H196ZM202 166H203V165H202ZM45 167H44V169L46 170V172H48L47 169H46ZM74 167L77 168V169H74ZM89 167L91 168V166H89ZM108 167H109V166H107V168H106V167L104 166V168H106V171L108 172V176H110L109 171L107 170ZM157 167H158V166H157ZM157 167H156V168H157ZM160 167H159V168H160ZM163 167H165V166H163ZM163 167H162V168H163ZM171 167H173V166H171ZM244 167H245V165H244ZM250 167L253 168L254 166H253V167H252V166H249V168H250ZM49 168H48V169H49ZM52 168H53V169H52ZM80 168H82V169L80 170ZM104 168H103V169H104ZM119 168H120V167H119ZM129 168H130V167H129ZM139 168H141V167H139ZM143 168H144V166H143ZM143 168H142V170H143ZM154 168H155V167H154ZM159 168H157V169H159ZM165 168H166V167H165ZM176 168H177V166H176ZM195 168H194V169H195ZM202 168H205V167H202ZM237 168H238V167H237ZM237 168H236V169H237ZM247 168H248V167L246 166V170H248ZM256 168H257V167H256ZM71 169H72V171H71ZM78 169H79V170H78ZM88 169H89V168H88ZM110 169H111V166H110ZM123 169L125 170L124 167L122 168V170H123ZM145 169L147 170V168H145ZM145 169H144V171H145ZM148 169H149V168H148ZM194 169H193V171H194ZM196 169L199 171L200 167H197ZM196 169H195V170H196ZM222 169H223V168H222ZM225 169H226V168H225ZM233 169H234V168H233ZM233 169H232V170H233ZM236 169H234L235 171L233 170L234 175H237V174H238ZM254 169H255V168H254ZM53 170H55V172H53ZM69 170H70V171H69ZM75 170H77L78 173H77ZM111 170H112V169H111ZM117 170H118V169H117ZM119 170H121V169H119ZM119 170L116 171V172H118V173L120 174ZM134 170H135V167H134ZM134 170H133V171H134ZM161 170H162V169H160V171H161ZM177 170H178V169H177ZM190 170H191V169H190ZM228 170H229V169H228ZM228 170H226V171H228ZM232 170H231V171H232ZM257 170H258V169H257ZM262 170H264V168H262ZM68 171H69V172H68ZM79 171H81L82 174H80ZM88 171H89V170H88ZM92 171H93V170H92ZM106 171H105V172H106ZM125 171H127V170H125ZM128 171H129V170H128ZM152 171H154V170H152ZM164 171H166V169H165ZM164 171H163V172H164ZM181 171H182V170H181ZM198 171H197V172H198ZM200 171H201V170H200ZM200 171L198 172V174L200 173ZM207 171H208V170H207ZM223 171H225V170H223ZM238 171L240 172V169H238ZM250 171H251V169H250ZM250 171L248 170L247 172H250ZM44 172H45V171H44ZM65 172H66V174H65ZM67 172H68V173H71V174L69 175ZM73 172H74V173H73ZM75 172H76V173H75ZM101 172H102V171H100V173H101ZM105 172L102 173V179H101V178H100V179L102 180L101 182L104 181V183H102V184L104 185L105 188L103 187V185H102V187L104 188V191H105V189H106L105 193H106L107 191H108V193H109V192H112V194L110 193V195H108L107 193H106L107 196L105 195L106 197H109V196H110L109 199L107 198L108 203H109L110 198H111V200H112L113 193L116 191L117 188L119 189V190H117V191H119V192H118V193H119L118 196L121 195V194H122L123 196H127V194L124 195V193H120V191L123 192V190L126 188L125 186H127L128 181H127L126 179L128 178V177H127L128 172H127V174H125L126 172L124 173V172L121 171L122 173L125 174V175H123L124 178H123V176H122L121 174L119 175V174L117 173V174L119 175L118 178H119V179L121 178L120 180H122V178H123L124 181L126 180L125 182H124V181H123V182H120V181L115 182V180H116V179L118 180V178H117V176H115V175H114V176L116 177V179L113 178V176H112V174H111V177H109L110 180H108V181L110 182V184H111V181L113 182V184L115 183V185L111 184V186L108 184L109 182H108V183H107V181L105 182V179H107V177H108V176H106L107 173H105ZM166 172H167V171H166ZM175 172H176V171H175ZM211 172H212V171H211ZM235 172H236L237 174H236ZM241 172H242V171H241ZM241 172H240V173H241ZM251 172H252V171H251ZM251 172H250V173H251ZM261 172H262V171H261ZM93 173H95V172L93 171ZM93 173H92V175H94V177H96L95 174H93ZM100 173H99V174H100ZM104 173H105V174H104ZM136 173L138 174V172H135V176L137 175ZM143 173H146V174H147V172H143ZM154 173H155V171H154ZM190 173H191V174H189V175H194V174H192V173H195L194 177H195V176H198V175L196 174L195 171H194V172L190 171ZM207 173H208V172H205L206 176H205V174H203L202 177L208 179V175L211 174V173H208V174H207ZM222 173H223V175H224V172H222ZM254 173H255V172H254ZM57 174H58V175H57ZM57 174H56V175H57L58 178H59L60 175L62 174V172L60 173V175H59V173H57ZM75 174H76V175H75ZM79 174H80L81 178H80V176H77V175H79ZM117 174H116V175H117ZM146 174H144V176H145ZM163 174H164V173H163ZM174 174H175V173H174ZM181 174H182V173H181ZM213 174H214V173H213ZM218 174H221V171H220V173H219V171H218ZM229 174H230V173H229ZM231 174H232V172H231ZM231 174H230V175H231ZM242 174H244V172H243ZM252 174H253V173H252ZM45 175H46V174H45ZM56 175H55L54 177H56ZM103 175L106 176V177H104ZM230 175H229V176H230ZM250 175H251V174H250ZM15 176H16V179H18V178H19L18 176H20V175H17V173H16ZM48 176H47V177H48ZM68 176H69V177H68ZM120 176H121V177H120ZM148 176H149V175H148ZM168 176H169V174H168ZM226 176H227V175H226ZM237 176H239V175H237ZM241 176H242V175H241ZM241 176H240V177H241ZM254 176H255V175H254ZM258 176H259V175H258ZM17 177H18V178H17ZM54 177H50V178H48V179H49L48 182H50V181H51L50 179H52V178H54ZM75 177H76V178H75ZM82 177H83V180H81ZM91 177H92V176H91ZM91 177H89L90 179H88V180H90V183L88 182L89 184H91V183L93 184L94 182H98V183H99V181L96 180V179H94V182H91V180L93 181V179H91ZM94 177H93V178H94ZM137 177H138V175L136 176V178H137ZM198 177H199V176H198ZM198 177H195V179L200 183V181L197 179ZM200 177H201V176H200ZM210 177H211V176H210ZM231 177H232V176H231ZM242 177L244 178V176H242ZM262 177H264V176H262ZM29 178H30V177H29ZM29 178H28V179H29ZM33 178H34V177H33ZM33 178H32V179H33ZM56 178H57V177H56ZM56 178H55V179H56ZM64 178H66V179L64 180V182H62L61 180H63ZM74 178H75V180L78 178L76 182H75ZM109 178H108V179H109ZM165 178H166V177H165ZM181 178H182V177H181ZM227 178H229V177H227ZM30 179H31V178H30ZM35 179H36V178H35ZM35 179H34V180H35ZM38 179H39V178H38ZM72 179H73V180H72ZM111 179H112V180H111ZM129 179H130V178H129ZM146 179H147V178H146ZM167 179H168V177H167ZM233 179H235V176H234ZM244 179H245V178H244ZM254 179H255V178H254ZM261 179H262V178H261ZM18 180L20 181V179H18ZM23 180H24V179H23ZM23 180H22V181H23ZM25 180H26V182H29V183L32 182V181H28L26 178H25ZM39 180H40V179H39ZM42 180H43V179H41V181H42ZM56 180H57V179H56ZM68 180H70V181H68ZM95 180H96V181H95ZM138 180H139V179H138ZM169 180H170V179H168L167 181L169 182ZM201 180H202V179H201ZM220 180H221V178H220ZM227 180H228V179H227ZM231 180H232V179H231ZM19 181H18V182H19ZM83 181H84V182H83ZM153 181H154V180H153ZM197 181H196V182H197ZM210 181H212V180H210ZM232 181H233V180H232ZM242 181H243V184L246 182V181L244 182V180H242ZM26 182H25V183H26ZM35 182H36V180H35ZM35 182H34V183H35ZM38 182H39V181H38ZM57 182H55V185L57 184ZM68 182L71 183V184H68ZM74 182H75V183H74ZM82 182H83V186H82ZM86 182H87V181H86ZM126 182H127V183H126ZM139 182H141V181H138V183H139ZM155 182H156V181H155ZM177 182H178V181H177ZM203 182H204V181H203ZM203 182H202V183H203ZM207 182H208V180H207ZM240 182H241V181L239 180V183H240ZM25 183L23 182L22 184H25ZM88 183H87V185H88ZM106 183H107V184H106ZM117 183H118V184H117ZM119 183H121V184L124 183L123 187H120V188H119V185H121V184H119ZM153 183H154V182H153ZM205 183H206V181H205ZM205 183H204V184H205ZM212 183H213V181H212ZM219 183H222V180H221V182H219ZM241 183H242V182H241ZM40 184H41V182H39V184L37 185L38 188L36 187L37 190H35V191L37 192V194H36L35 192H33V193H35V196H37L38 193H39V195L42 194V195H40V196H43V194H44V193H42L43 190H42V192H41V191H40L41 189L39 188V187H42V186H43V183H42V185H40ZM48 184H49V183H48ZM48 184H47V185H48ZM63 184H59V185H63ZM136 184H137V183H136ZM161 184H162V183H161ZM204 184H201V183H200V185H204ZM207 184H208V183H207ZM209 184H210V183H209ZM229 184H230V183H229ZM231 184H232V183H231ZM234 184H235V183H234ZM234 184H232V185L234 186ZM246 184H247V183H246ZM246 184H244V185H246ZM259 184H260V183H259ZM34 185H35V184H34ZM39 185H40V186H39ZM45 185H46V184H45ZM45 185H44V187H47V185H46V186H45ZM69 185H72V186L74 185V186L71 187V186H69ZM76 185H77V186H76ZM95 185H96V186H95ZM100 185H101V184H100ZM100 185H98V186H100ZM106 185L109 186V187L106 188ZM129 185H130V184L128 183V186H127V187H129ZM153 185H154V184H153ZM162 185L164 186V185H166V184L164 183V184H162ZM162 185H160V186H162ZM172 185H173V184H172ZM179 185H180V183H179ZM218 185H219V184H218ZM241 185H242V184H240L239 187H240ZM247 185H248V184H247ZM250 185H251V183H250ZM250 185H249V186H250ZM26 186L29 187L28 184H27ZM48 186H49V185H48ZM64 186H65V185H63V187H60L61 191H60V192L58 191L59 194H60L61 192L64 193V191H65V193H66V191H67V190H66V187H67V186H65V187H64ZM81 186H82L83 188H82ZM85 186H86V185H85ZM113 186H115V188H116V187H117V188L114 189ZM197 186H198V185H197ZM220 186H221V185H220ZM220 186H219V187H220ZM233 186H231V187H233ZM242 186H243V185H242ZM253 186H254V185H253ZM32 187H33V186H32ZM55 187H56V186H55ZM74 187H75V188H74ZM77 187H78L79 189H77ZM87 187L90 189V185H88ZM94 187L96 188V190H98V188H99V189L101 188V187H97V184H94ZM110 187L114 189V192L112 191L113 189H111ZM169 187H170V186H169ZM179 187H181V186H179ZM200 187H201V186H200ZM202 187H203V186H202ZM205 187H207V186H205ZM209 187H210V186H208L207 188H209ZM219 187L216 186V189H215L216 191H215V190H214V191L217 192V190H218V191L221 190V191L223 192L224 190L220 189L221 187H220V188H219ZM239 187L237 188V190L239 189ZM30 188H31V187H30ZM33 188H34V187H33ZM48 188H49V187H48ZM62 188H63V189H62ZM123 188H124V189H123ZM165 188H167V186H164L163 189H165ZM218 188H219L220 190H219ZM222 188H223V186H222ZM253 188H254V187H253ZM27 189H28V188H27ZM43 189H44V188H43ZM52 189H53V188H52ZM55 189H57V188H55ZM71 189H73V190H71ZM89 189H87V190H89ZM93 189H94V188H93ZM109 189H111V190L109 191ZM122 189H123V190H122ZM146 189H147V188H146ZM180 189H181V188H180ZM196 189L198 190L199 187H197ZM202 189H203V188H202ZM204 189H205V188H204ZM235 189H236V188H235ZM240 189H241V187H240ZM240 189H239L238 191H240ZM28 190H30V189H28ZM44 190H46V189H44ZM58 190H59V189H58ZM63 190H64V191H63ZM84 190H86V188H84ZM147 190H148V189H147ZM157 190H158V189H157ZM165 190H166V189H165ZM171 190H172V188H171ZM174 190H175V189H174ZM177 190H179V188H177ZM206 190H207V189H206ZM208 190H209V189H208ZM226 190H227V189H226ZM228 190H229V189H228ZM253 190H254V189H253ZM33 191H34V190H33ZM39 191H40L41 193H40ZM46 191H47V190H46ZM48 191H49V189H48ZM48 191H47V192H48ZM91 191H92V188H91L90 192L88 191V192L90 193V195H91V194L93 195L94 193H99V194H100V193H101V194L103 193L101 189L99 190L100 192H98V191H97V192H96V191L94 192V190H93L92 192H91ZM172 191H173V190H172ZM203 191H204V190H203ZM203 191L200 190V192H203ZM212 191H213V190H212ZM238 191H236V192L238 193ZM31 192H32V191H31ZM93 192H94V193H93ZM124 192L127 193V189H126V191H124ZM162 192H163V191H162ZM226 192H230V191H226ZM226 192H225V194H226ZM234 192H235V191H234ZM67 193H68V192H67ZM79 193H78V194H79ZM83 193H86V192L84 191ZM83 193H81V194H83ZM105 193H103V194L101 195V196H103V197H101V198H100V195H97V197L99 196L97 199H98V200L100 199V202H102L101 200H103L104 203L102 202V203L100 204L99 201H95L94 203H99V204H100V207H101L102 205H105V204H106V206H107V201H106V198H105V196H104ZM167 193H168V192H167ZM169 193H170V192H169ZM173 193H174V191H173ZM173 193H172V194H173ZM175 193L178 194L179 192H175ZM203 193H204V192H203ZM223 193H224V192H223ZM262 193H264V192H262ZM72 194H71V195H72ZM75 194H77V193H75ZM78 194L75 195V196L78 197V196H79ZM199 194H200V193H199ZM209 194H211V192H210ZM209 194H208V195H209ZM216 194H217V193H216ZM216 194H215V195L212 194V195H214L215 198H217L219 195L216 196ZM221 194H222V193H221ZM239 194H240V192H239ZM239 194H236V196L239 195ZM6 195H7V194H6ZM6 195H5V196H6ZM10 195H13V194H9V196H10ZM20 195H21V194H20ZM30 195H32V194H30ZM45 195H47V194H45ZM49 195H50V194H49V192H48V195L45 196V198H46V197H47V198L49 197V199H48L47 201H49L50 198H52V196H53L54 194L52 195V193H51V195H50V196H49ZM111 195H112V196H111ZM122 195H121V198H122ZM170 195H171V193L169 194V196H170ZM200 195H201V194H200ZM202 195H203V194H202ZM234 195H235V193H234ZM5 196H4V197H5ZM58 196H59V195H58ZM60 196H61V195H60ZM66 196H68L69 198H66ZM66 196H65V199H66L65 201H67V199H69V200H73V199H74L73 196L71 197V196L68 195V194H67ZM75 196H74V197H75ZM93 196H95V195H93ZM174 196H176V195L174 194ZM174 196H173V198H175ZM227 196H228V195H227ZM230 196H231V195H230ZM230 196H229V197H230ZM2 197H3V196H2ZM2 197H0V199H1L0 202H4V198H2ZM16 197H17V196H16ZM61 197H62V196H61ZM70 197H71V198H70ZM77 197H76V199H78ZM80 197H81V196H80ZM80 197H79V199H80ZM82 197H83V199H85V194H83ZM88 197H89V194H88ZM170 197H171V196H170ZM194 197H195V196H194ZM198 197H199V196H198ZM206 197L208 198V196H206ZM211 197H212V196H211ZM223 197L225 198L224 195H223ZM259 197H260V196H259ZM24 198H26V197H24ZM35 198H36V197H35ZM43 198H44V197H43ZM95 198H96V197H95ZM102 198H104L105 200L102 199ZM125 198H126V197H125ZM127 198H128V197H127ZM150 198H151V197H150ZM209 198H210V197H209ZM219 198H220V200L223 199V198L221 199V196H220ZM255 198H256V197H255ZM262 198H264V197H262ZM262 198H261V199H262ZM27 199H28V198H27ZM32 199H34V197H33ZM83 199H81V200H83ZM91 199H93V197H92ZM113 199H115V198H113ZM123 199H124V198H123ZM170 199H171V198H170ZM226 199H229V198L226 197ZM243 199H245V198H243ZM16 200H17V199H16ZM24 200H25V199H24ZM28 200H29V199H28ZM28 200H27V202H28ZM34 200H35V199H34ZM36 200H37V199H36ZM40 200H41V199H40ZM40 200H39V201H40ZM45 200H46V199H44V202H47V201H45ZM89 200H90V199L88 198V201H89ZM120 200H122V199H120ZM175 200H176V199H175ZM175 200H174V201H175ZM207 200H208V199H207ZM248 200H249V198H248ZM256 200H257V199H256ZM7 201H9V200H6L5 202H7ZM11 201H12V199H11ZM20 201H22V200H20ZM39 201H38V202H39ZM52 201H53V200H52ZM52 201L50 200V202H52ZM85 201L87 202V200H85ZM211 201H212V200H211ZM258 201H259V200H258ZM12 202H13V201H12ZM22 202H23V201H22ZM38 202H37V203H38ZM40 202H41V201H40ZM44 202H43V203H44ZM70 202H71V201H70ZM76 202H80V201H75V202L73 203V205H74V204L77 205ZM121 202H122V204H123L125 201L123 202V200H122ZM150 202H151V201H150ZM212 202H213V201H212ZM228 202H229V201H228ZM248 202H249V201H248ZM23 203L25 204L26 201L23 202ZM31 203H32V202H31ZM43 203L41 202L40 204L43 205ZM87 203H88V202H87ZM186 203H189V202H186ZM232 203H233V202H232ZM235 203H236V202H235ZM249 203H250V202H249ZM255 203H256V202H255ZM255 203H254V204H255ZM11 204H12V203H11ZM11 204H9V205H11ZM13 204H14V203H13ZM16 204H17V203H16ZM45 204H46V203H45ZM64 204H65V202H64ZM83 204H84V203H83ZM89 204L91 205V203H89ZM99 204H96L97 207L99 206ZM128 204H129V203H128ZM128 204H127V205H128ZM189 204H190V203H189ZM215 204H216V203H215ZM229 204H230V203H229ZM252 204H253V203H252ZM3 205H6V204L4 203ZM26 205H27V204H26ZM26 205H25V206H26ZM30 205H31V204H30V202H29V205H27V206L29 207V209H30ZM32 205H33V204H32ZM32 205H31V207H32ZM42 205H40V207H42ZM50 205H51V203H50ZM84 205H85V204H84ZM90 205H89V207H90ZM94 205H95V204H94ZM94 205H92V206H94ZM190 205H192V204H190ZM213 205H214V204H213ZM225 205H226V204H225ZM261 205H262V204H261ZM13 206H16V205H13ZM21 206H22V205H21ZM27 206H26L24 209L21 207V209L25 210V209L27 208ZM44 206H45V205H44ZM62 206H63V205H62ZM62 206H61V207H62ZM85 206H87V204H86ZM124 206H125V205H124ZM130 206H131V205H130ZM199 206H200V205H199ZM204 206H205V205H204ZM209 206H210V205H209ZM220 206H221V204H220ZM229 206H231V205H229ZM229 206H227V208H228ZM253 206H254V205H253ZM18 207H19V206H18ZM23 207H24V206H23ZM47 207H48V206H47ZM76 207H77V206H76ZM97 207H90V208H92V210L90 209V210H91V212H90L91 215L88 214L89 217L95 214V213H93V212L98 210V209H96ZM100 207H98V208H100ZM102 207H103V206H102ZM122 207H123V206H122ZM197 207H198V206H197ZM201 207H202V206H201ZM205 207L208 209L207 205H206ZM221 207H222V206H221ZM225 207H226V206H225ZM225 207H224V208H225ZM12 208H14V207H12ZM12 208H10V209H11L10 212H12V210H13ZM15 208H16V207H15ZM34 208H35V207H34ZM34 208H33V209H34ZM104 208H105V206L103 207V210H104ZM135 208H136V207H135ZM202 208H204V207H202ZM218 208H219V207H218ZM224 208L222 207V211L224 210ZM237 208H238V207H237ZM245 208H246V207H245ZM3 209H5V208H3ZM10 209H9V210H10ZM48 209H49V211L47 210V212H50V206L48 207ZM93 209H95V210H93ZM100 209H102V208H100ZM124 209H125V208H124ZM124 209H123V211H124ZM220 209H221V208H220ZM225 209H226V208H225ZM240 209H241V208H239V210H240ZM246 209H247V208H246ZM23 210H22V211H23ZM27 210H28V209H27ZM31 210H32V209H31ZM103 210H102V211H103ZM107 210H108V209H107ZM107 210H105V211H107ZM129 210H130V209H129ZM184 210H185V209H184ZM192 210H193V209H192ZM208 210H209V211H207V212H210V211H211V208H209ZM213 210H214V209H213ZM237 210H238V209H237ZM242 210H243V212H245V211H244V207H243ZM1 211H2V209L0 210V212H1ZM3 211H5V210H3ZM3 211H2V212H3ZM7 211H8V210H7ZM22 211H21V214H23ZM28 211H29V210H28ZM44 211H45L44 213H46V210H44ZM80 211H81V212H80ZM80 211H78L79 214L77 213V215H79V216H80V213H82L83 210L81 209ZM98 211L100 212V210H98ZM123 211H122V213H124ZM182 211H183V210H182ZM189 211H190V210H189ZM196 211H197V210H196ZM201 211H202V210H201ZM246 211H248V210H246ZM10 212H8V213H10ZM14 212H15V211H14ZM14 212H13V214H14ZM29 212H30V211H29ZM31 212H32V211H31ZM108 212H109V211H108ZM126 212H128V211H126ZM126 212H125V214H126ZM190 212H191V211H190ZM254 212H255V211H254ZM73 213H75V212H73ZM96 213L98 214V212H96ZM102 213H103V212H102ZM102 213H101V215H102ZM214 213H215V211H214ZM227 213H228V211H227ZM262 213H264V212H262ZM46 214H47V213H46ZM48 214H50V213H48ZM52 214H53V213H52ZM52 214H51V215H52ZM54 214H56V213L54 212ZM99 214H100V213H99ZM99 214H98V215H99ZM180 214H181V213H180ZM185 214H186V213H185ZM192 214H193V212H192ZM203 214H204V213H203ZM217 214H218V213H215V215H217ZM240 214H242V213H240ZM1 215H3V213H2ZM1 215H0V218H1ZM11 215H12V214L10 213V217H11ZM28 215H30V214H28ZM34 215H35V214H34ZM37 215H38V214H37ZM98 215H95V216H97V218H98ZM110 215H113L112 212H111ZM120 215L122 216L123 214L120 213ZM169 215H171V214H169ZM169 215H168V217L171 218V216H169ZM189 215H191V213H189ZM189 215H188V216H189ZM194 215L197 216L196 213H194ZM211 215L213 216V214H211ZM215 215H214L213 217H215ZM218 215H219V214H218ZM233 215H234V214H233ZM17 216H18V217H21V216H19V215H15V218H16ZM38 216H41V215H38ZM48 216H49V215H48ZM70 216H72V215H69L68 217H70ZM82 216H83V215H82ZM95 216H92V219H91V217H90V218H89V217L86 218L85 216H84V217H85L87 220L92 221L93 218H95ZM99 216H100V215H99ZM124 216H125V215H124ZM179 216H181V215H179ZM221 216H222V215H221ZM227 216H228V215H227ZM248 216H249V215H248ZM260 216H261V215H260ZM29 217L32 218V213H31V215H30ZM29 217L27 216V218H29ZM35 217L37 218V216H35ZM51 217H53V219H54V216H51ZM84 217H83V218H84ZM101 217L103 218V216H101ZM172 217H173V216H172ZM191 217L194 218V216H192V215H191ZM201 217H203V215H202ZM204 217H206V214H205ZM204 217H203V220H204ZM219 217H220V215L217 217V219H220V220H221V219L223 218V217H222V218H219ZM228 217H229V216H228ZM27 218H25V217L23 218V217H22V218H20V220H21V219L27 220ZM33 218H34V217H33ZM33 218H32V223H33ZM44 218H45V217H44ZM74 218H76V219L78 218V219H79V217H74ZM74 218H73V219H74ZM88 218H89V219H88ZM97 218H96V219H97ZM102 218H101V220H102V222H103V224H104V220H103ZM110 218H111V216H110ZM120 218H121V217H120ZM132 218H133V217H132ZM182 218H183V217H182ZM195 218H197V217H195ZM195 218H194V219H195ZM225 218H226V217H225ZM225 218H224V219H225ZM231 218H232V217H231ZM233 218H234V216H233ZM235 218H237L236 215H235ZM262 218H264V217H262ZM45 219H46V218H45ZM45 219H44V221H45ZM73 219L70 220V221H72V224L75 222V221H74L75 219H74V220H73ZM115 219L117 220V218H114V221H115ZM124 219H125V218H124ZM127 219H128V218H127ZM163 219H164V218H163ZM167 219H168V218H167ZM188 219H189V218H188ZM194 219H193V220H194ZM209 219H210V218H209ZM209 219H208V220H209ZM212 219H213V218H212ZM212 219H211V220H212ZM215 219H216V218H215ZM217 219H216V220H217ZM226 219H228V218H226ZM226 219H225V220H226ZM248 219H249V218H248ZM253 219H254V218H253ZM28 220H31V219H28ZM46 220H47V219H46ZM50 220H52V219L50 218ZM50 220H48V223H51ZM56 220H57V219H56ZM58 220H59V219H58ZM58 220H57V222H56V225L53 226V227H56V228H57V226H58ZM64 220H65V219H64ZM66 220H67V219H66ZM66 220H65V222H66ZM87 220H86V221H87ZM99 220H100V219H99ZM101 220H100V221H101ZM108 220H109V219L106 220L107 223H108ZM118 220H119V219H118ZM118 220H117V221H118ZM122 220H123V219H122ZM169 220H170V219H169ZM172 220H173V218H172ZM180 220H181V219H180ZM180 220H179V221H180ZM189 220H192V218L189 219ZM195 220H196V219H195ZM203 220H202V223H203ZM208 220H207L206 223H208ZM216 220H215V221H216ZM220 220H218V221L220 222ZM233 220H234V219H233ZM7 221H9V220H7ZM12 221H13V219H12ZM14 221H16V219H15ZM14 221H13V222H14ZM18 221H19V220H18ZM18 221H17V223H18ZM40 221H41V219H39V222H40ZM49 221H50V222H49ZM79 221H80V220H79ZM89 221H87V222H88L89 224H91V226L89 225V227L87 228V230L85 231V233H82V234H81L82 237H85L84 240H82V242L77 246V248L75 249V251H74L73 253H71V255L69 254V255L72 257L71 259L68 258V259H69V262H70L71 264H75V263H76V262L74 263L73 260L78 261L77 264H141V263H140V260H144V258L142 259L144 252H143V253H140L139 251H141V250H139L138 252H136V253H138V254H142V257H139V261H138V259L136 258L137 256L134 257L132 253H131V254L128 253V252H129V249H127V248H128L127 244H129V242H130L129 240H131V238H130V237L132 236L131 234H129V235H130V237H129L130 239L127 240V243L125 242L126 245H125V244L123 245L124 247L127 246V248H125V249H126L125 251L128 250V252H127L126 254L131 255L130 257H128L127 255H125V253H124L125 251H124L119 245H117L118 242H115L116 244L113 242V243H114L113 245H111L112 243L110 244L111 241L108 242L109 240H108L107 238H110L111 235H113V236L115 237L114 234H118L117 231L114 232V231L112 230V232H114V234L111 233V235H110V237H109V236H108L109 234H107V231H108V228H109L110 225H108V224L106 223V224H104V226H100V227H99V225H101L102 222H100V223L98 222V223H99V225H98V223H97V221H96L95 223H97V225H96L95 228H94V227H93V222L91 223V222H89ZM94 221H95V219H94ZM109 221H110V220H109ZM111 221H112V218H111ZM114 221H112V222H114ZM125 221H127V220H125ZM128 221H129V220H128ZM132 221H133V220H132ZM132 221H131V222H132ZM176 221H178V220L176 219ZM181 221H183V220H181ZM187 221H188V220H187ZM200 221H201V220H200ZM230 221H232V220L229 219L228 222H227V220H226V222L228 223L227 226H226V223L224 222V220H221L220 226H221L222 228H220V227L218 226V227L220 228V230H222V229L225 230L226 227H227V230H225V231L223 230V231H222V232H223V235H224V232L228 231V229H230V231H231V229H232V228H230L231 226L228 228V225H230V224H229ZM235 221H237V220H235ZM242 221H243V220H242ZM251 221H252V223H253V220H252V219L249 220L248 223H250ZM256 221H257V220H256ZM259 221H260V220H259ZM262 221H264V220H262ZM22 222H23V220H22ZM27 222H28V221H27ZM41 222H42V221H41ZM65 222H64V223H65ZM76 222H77V221H76ZM76 222H75V223H76ZM133 222H135V221H133ZM133 222H132V224H135V223H133ZM171 222H173V221H171ZM210 222H211V221H210ZM222 222H224V223H222ZM232 222H233V221H232ZM237 222H239V221H237ZM244 222H246V221L244 220ZM260 222H261V221H260ZM9 223H10V222H9ZM20 223H21V221H20ZM25 223H26V221H25ZM64 223H62V225H63ZM75 223H74V224H75ZM78 223H79V225H80V222H78ZM95 223H94V224H95ZM115 223H116V221L113 223V225H114ZM127 223H128V222H127ZM175 223H176V222H175ZM182 223H183V222H182ZM188 223H189V221H188ZM213 223H214V221H212V224H213ZM216 223H218V222L216 221ZM261 223H262V222H261ZM26 224H27V223H26ZM30 224H31V222H30ZM54 224H55V223H54ZM103 224H102V225H103ZM120 224H122V221H121ZM124 224H125V223H124ZM132 224H131V225H132ZM136 224H137V223H136ZM167 224H168V223H167ZM169 224H170V223H169ZM169 224H168V225H169ZM198 224H199V223H198ZM204 224H205V222H204ZM204 224H203V226H204ZM209 224H210V223H209ZM224 224H225L226 227L224 226ZM243 224H244V223H243ZM8 225H9V224H8ZM17 225H18V224H17ZM22 225H23V224H21V226H22ZM32 225H33V224H32ZM32 225H31L30 227H33ZM39 225H40V224H39ZM39 225H37V226H39ZM79 225L77 226L78 228H79ZM111 225H112V224H111ZM131 225H130V226H131ZM156 225H158V224H156ZM159 225H160V224H159ZM164 225H165V224H164ZM189 225H190V223H189ZM200 225H201V224H200ZM214 225H216V224L214 223ZM222 225H223V226H222ZM232 225H233V224H232ZM245 225H247V223H245ZM253 225H254V224H253ZM262 225H264V224H262ZM6 226H7V225H6ZM11 226H13V225H11ZM14 226H16V222H14ZM44 226L46 227V225H44ZM64 226H65V225H64ZM70 226H71V225H69V227H70ZM107 226H108V228H107ZM115 226H116V225H115ZM134 226H135V225H134ZM134 226L132 227V228H133V230H132L133 232H134V230H135V227H134ZM172 226H174V225H172ZM176 226H177V224H176ZM197 226L199 227V225H197ZM197 226H196V227H197ZM211 226H212V225H211ZM234 226L236 227V225H234ZM7 227H8V226H7ZM17 227H18V226H17ZM28 227H29V225H28ZM50 227L52 228V226H50ZM75 227H76V226H74V225L71 226V228H75ZM80 227H81V225H80ZM121 227H122V229H123V226H121ZM124 227H125V225H124ZM155 227L157 228V226H155ZM161 227H163V226L161 225ZM204 227H205V226H204ZM204 227H203V228H204ZM213 227H214V226H213ZM218 227H214V228H218ZM223 227H224V228H223ZM232 227H233V226H232ZM235 227H234V228H235ZM251 227H252V226H251ZM260 227H261V226H260ZM20 228H21V227H20ZM43 228H44V227H43ZM43 228H42V226H40V229H42V231L44 230ZM46 228H47V227H46ZM48 228H49V227H48ZM56 228H55V229H56ZM58 228L60 229L59 226H58ZM65 228H66V227H64V230H65ZM71 228H70V229H71ZM83 228H84V227H83ZM164 228L166 229V227H164ZM193 228H195V227H193ZM199 228H200V227H199ZM203 228H202V229H203ZM214 228H213V229H214ZM219 228H218V230H216V229H214V230H216V231H218V233H220ZM243 228H244V225H243ZM254 228H255V227H254ZM5 229H6V228H5ZM14 229H15V228H14ZM22 229H23V228H22ZM22 229H21V230H22ZM29 229H31V228H29ZM38 229H39V228H38ZM40 229H39V231H41ZM112 229H113V227H112ZM118 229H119V227H118ZM124 229H126V227H125ZM174 229H175V228H174ZM200 229H201V228H200ZM200 229H199V230H200ZM207 229H208V228H207ZM252 229H253V228H252ZM260 229L262 230V229H264V228H259L258 230H260ZM10 230L13 231V232L18 231V229H17L16 231H14V230H12V229H10ZM19 230H20V229H19ZM21 230H20V231H21ZM48 230H49V229H48ZM52 230H53V229H52ZM52 230H50V231H52ZM64 230H63V231H64ZM68 230H69V229H68ZM72 230H73V231H74V230H77V228H76V229H71V231H72ZM114 230H115V229H114ZM155 230H157V229H155ZM159 230H160V229H159ZM166 230H167V229H166ZM204 230H206V229H204ZM204 230H203V233H202V234H204V235L201 234V230H200L199 232L197 231V234L200 233V236H199V235H198V236L202 239V240H201V239L198 238L199 241H200V240H201V241H203V240L205 241V240H206V237L208 236V233H205L206 231H204ZM209 230H211V229H209ZM209 230H208V232H209ZM235 230H236V229H234V230H232V231H235ZM255 230H256V229H255ZM6 231H7V229H6ZM6 231H5V232H6ZM20 231H19V233H20ZM50 231H49V232H50ZM53 231H54V230H53ZM58 231H59V230H58ZM73 231H72V232H73ZM118 231H119V230H118ZM122 231H123V230H122ZM128 231H130V230H128ZM151 231H152V233H153L152 235H154L153 230H151ZM151 231H149V232L151 233ZM171 231H172V229H171ZM187 231H189V230H187ZM212 231H213V230H212ZM230 231H229V232H230ZM232 231H231V233H232ZM237 231H238V230H236L234 233H237ZM242 231H243V230H242ZM251 231H252V230H251ZM27 232H28V231H27ZM43 232L45 233L46 230H44ZM43 232H42V234H41L42 236H43ZM54 232H55V231H54ZM54 232H53V233H54ZM65 232H67V229H66ZM69 232H70V231H69ZM108 232L110 233V231H108ZM116 232H117V233H116ZM120 232H121V231H120ZM126 232H127V231H126ZM126 232H125V233H126ZM158 232H159V231L157 230V233H158ZM175 232H176V231H175ZM222 232H221V234H222ZM229 232L225 233V235L228 234ZM245 232H246V231H245ZM2 233H3V232H2ZM7 233H8V232H7ZM7 233H6V235H7ZM28 233H29V232H28ZM46 233H47V232H46ZM46 233H45V234H46ZM55 233H56V232H55ZM58 233L60 234V232H57L56 234H58ZM63 233H64V232H63ZM123 233H124V232H123ZM131 233H132V232H131ZM150 233H149V234H150ZM169 233H170V232H169ZM184 233H187V232L185 231ZM209 233L211 234V232H209ZM218 233H217L216 236H217V237H220V235H219ZM252 233H253V232H251V234H252ZM254 233H255V232H254ZM15 234H16V233H15ZM47 234H48V233H47ZM50 234H52V233H50ZM56 234H55V235H56ZM106 234H107V235H106ZM126 234H127V233H126ZM147 234H148V233H147ZM149 234H148V235H149ZM160 234H161V233H160ZM163 234H164V233H163ZM166 234H167V233H166ZM173 234H174V232H173ZM176 234H177V233H176ZM205 234H206V236H205ZM242 234H244V232H243ZM245 234H246V233H245ZM245 234H244V235H245ZM247 234H248V233H247ZM261 234H262V233H261ZM1 235H2V234H1ZM25 235H26V234H25ZM60 235H61V234H60ZM60 235H59V238H60ZM64 235H65V234H63V237H65V238L62 237L63 240H62V239H59V238H58V235H57L56 238L58 239V241H57V240H56V241L61 243V240H62V243H63L64 240L66 239V235H65V236H64ZM68 235H70V233L67 232V236H68ZM152 235H151V236H152ZM170 235L172 236L171 233H170ZM182 235H183V233H182ZM185 235H186V234H185ZM185 235H183V236H185ZM187 235H188V233H187ZM187 235H186V238H185V239H187ZM213 235H214V233H213ZM244 235H243V236H244ZM254 235H255V234H254ZM254 235H252V236H254ZM256 235H257V234H256ZM256 235H255V236H256ZM10 236H11V235H10ZM17 236H19V235H17ZM17 236H16V238H17ZM29 236H30V235H29ZM38 236H39V234H38ZM42 236H41V238H42ZM45 236H46V235H45ZM47 236H48V235H47ZM51 236H52V235H51ZM61 236H62V235H61ZM101 236H102V237H101ZM119 236H121V235H119ZM119 236H118V237H119ZM124 236H127V235H124ZM124 236H123V237H124ZM140 236L143 237L142 234H141ZM149 236H150V235H149ZM155 236L157 237L158 235H155ZM159 236H160V235H159ZM166 236H167V235H166ZM190 236H191V235H189L188 237L190 238ZM216 236H214V237L217 238ZM221 236H222V235H221ZM226 236H227V235H226ZM229 236H232V237H233V233H232L231 235H230V234L228 235V238H232V237H229ZM236 236H237V235H236ZM250 236H251V235H250ZM250 236H249V237H250ZM257 236H259V234H258ZM4 237H5V236H4ZM6 237H8V235H7ZM14 237H15V236H14ZM22 237H23V235H22ZM54 237H55V236H54ZM103 237H104V239H103ZM106 237H107V238H106ZM114 237H113V238H114ZM116 237H117V236H116ZM116 237H115V238H116ZM121 237H122V236H121ZM123 237H122V238H123ZM138 237H139V236H138ZM191 237H192V236H191ZM195 237H196V236H195ZM208 237H209V236H208ZM210 237H212V235H211ZM210 237L208 238L209 240L212 239V238H210ZM214 237H213V239H214V241H215V238H214ZM1 238H2V236H1ZM24 238H27V237H24ZM32 238H33V237H32ZM36 238H37V237H36ZM41 238H40V237L37 238L38 240L35 239L36 241H38V242H36V243H39V245L37 244L38 247L40 246V243H41V242H39V240H40ZM45 238H47V237H45ZM51 238H52V237H51ZM51 238H48V239H51ZM56 238H54V239H56ZM98 238H99V240H98ZM115 238H114V240H115ZM125 238H126V237H125ZM135 238H136V237H135ZM151 238H152V237H151ZM157 238H158V237H157ZM157 238H156V239H157ZM159 238H160V237H159ZM170 238H171V237H170ZM181 238H182V236H181ZM189 238H188V239H189ZM196 238H197V237H196ZM223 238H224V237H223ZM228 238H227V239H228ZM233 238H234V237H233ZM233 238H232V239H233ZM4 239H5L6 242H7V238H4ZM10 239H11V238H10ZM100 239H101L102 241H100ZM105 239L108 240L107 242H108L109 244H108V243H107V244H108L109 246H108V245L106 246V243H105V245L102 247V244H103L102 242H103ZM117 239H118V238H117ZM123 239H124V238H123ZM136 239H137V238H136ZM143 239H144V238H143ZM168 239H169V238H167V240H168ZM179 239H180V238H179ZM185 239H183V240H185ZM188 239H187V240H188ZM225 239H226V237H225L223 240H225ZM227 239H226V240H227ZM257 239H258V238H257ZM1 240H2V239H1ZM8 240H9V238H8ZM12 240H14V239H12ZM15 240H16V239H15ZM23 240H24V239H23ZM26 240H27V239H26ZM29 240H30V238H29ZM31 240H32V239H31ZM31 240H30V241H31ZM106 240H105V241H106ZM137 240H138L137 242H140L139 239H137ZM180 240H181V239H180ZM187 240H186V241H187ZM190 240L194 241V240L191 239V238H190L188 241H190ZM196 240H197V239H196ZM223 240H220V241H223ZM244 240H245V239H244ZM253 240H254V239H253ZM40 241H41V240H40ZM56 241H55V242H56ZM141 241H142V240H141ZM157 241H158V239H157ZM201 241H200V242H201ZM28 242H29V241H28ZM31 242H32V241H31ZM57 242H56V243H57ZM122 242H124V241H122ZM137 242H135V243H137ZM171 242H172V239H170V243H171ZM211 242H212V241H211ZM218 242H219V241H218ZM244 242H245V241H244ZM7 243H8V242H7ZM60 243H59V244H60ZM148 243H149V242H148ZM153 243H154V241H153ZM153 243H152V244H153ZM155 243H156V242H155ZM168 243H169V240L167 241V244H168ZM173 243H174V242H173ZM173 243H172V244H173ZM187 243H188V242H186V244H187ZM195 243H197V241H196ZM204 243H205V242H204ZM204 243H203V244H204ZM212 243H213V242H212ZM221 243H222V242H221ZM221 243L219 242V244H221ZM227 243H228V242H227ZM235 243H236V242H235ZM12 244H14V243H12ZM27 244H28V243H27ZM30 244H31V243H30ZM42 244H43V243H42ZM44 244H45V243H44ZM46 244H48V243H46ZM46 244H45V245H46ZM132 244H134V243H132ZM149 244H150V243H149ZM172 244H169V245L172 246ZM174 244H176V242H175ZM186 244H185V245H186ZM197 244H198V243H197ZM219 244L217 243V246H218ZM255 244H256V243H255ZM24 245H25V244H24ZM55 245H56V244H55ZM55 245H54V246H55ZM134 245H135V244H134ZM141 245H142V244H141ZM156 245H157V244H156ZM165 245H166V244H165ZM181 245H182V244H181ZM189 245H190V244H189ZM207 245H208V244H207ZM239 245H240V244H239ZM258 245H259V244H258ZM57 246H59V245L57 244ZM57 246H55V247H57ZM160 246H161V244H160ZM173 246H174V245H173ZM173 246H172V248H173ZM175 246H176V245H175ZM199 246L201 247V245H198V247H199ZM241 246H242V245H241ZM241 246H240V247H241ZM253 246H254V245H253ZM253 246H252V247H253ZM259 246H260V245H259ZM259 246L257 247L258 250H259L260 247H261V249H264V245H262V246H260V247H259ZM6 247H7V246H6ZM11 247H13V245H12ZM35 247H36V246H35ZM38 247H37V248H38ZM41 247H42V246H41ZM45 247H46V246H45ZM59 247H60V246H59ZM146 247H147V246H146ZM150 247H151V245H148V248H147V249H151ZM166 247L169 248V246H165V249H166ZM184 247L186 248V246H184ZM193 247H194V246H193ZM196 247H197V246H196ZM200 247H199V248H200ZM202 247H203V246H202ZM205 247H206V245H205ZM8 248H9V247H8ZM31 248H32V247H31ZM61 248H62V246H61ZM141 248H142V246H141ZM153 248H154V244L152 245V249H153ZM236 248H237V247H236ZM249 248H250V247H249ZM255 248H256V247H255ZM255 248H254V249H255ZM6 249H7V248H6ZM11 249H12V248H11ZM11 249H10V250H11ZM20 249H21V248H20ZM20 249H19V250H20ZM26 249H28V248L26 247L25 250H26ZM39 249H40V248H39ZM43 249H44V248H43ZM56 249H57V248H56ZM131 249H133V247H132ZM142 249H143V248H142ZM147 249H146V250H147ZM173 249H174V248H173ZM175 249H176V247H175ZM175 249H174V253H175ZM195 249H196V248H195ZM195 249L193 250L194 254H196V253H195V251H196ZM197 249H198V248H197ZM207 249H208V248H207ZM225 249H226V248H225ZM252 249H253V248H252ZM0 250H1V248H0ZM28 250L30 251V249H28ZM36 250H37V249L34 250V251H35V254H36V252L38 251V250H37V251H36ZM54 250H55V249H54ZM61 250H62V249H61ZM136 250H137V249H136ZM136 250H135V251H136ZM155 250H156V249H155ZM160 250H161V249H160ZM200 250H201V248H200ZM200 250H199V251H200ZM231 250H232V249H231ZM247 250H248V248H247ZM7 251H8V250H6V253L9 252V251H8V252H7ZM12 251H13V249H12ZM29 251H28V252H29ZM41 251H43V250H41ZM76 251H77V252H76ZM150 251H151V250H150ZM208 251H210V250H208ZM211 251H212V250H211ZM219 251H220V250H219ZM235 251H236V250H235ZM256 251H257V249H256ZM256 251H255V252H256ZM259 251H260V250H259ZM14 252L16 253V250H14ZM14 252H13V253H14ZM20 252H21V251H20ZM23 252H24V251H23ZM39 252H40V250H39ZM59 252H60V250H58V254H59ZM75 252H76V253H75ZM147 252H148V250H147ZM153 252H154V251H153ZM166 252H167V251H166ZM185 252H186V251H184V253H185ZM196 252H197V251H196ZM204 252H205V251H204ZM204 252H203V253H204ZM252 252H253V251H251V253H252ZM261 252H264V251L261 250L260 253H261ZM21 253H22V252H21ZM37 253H38V252H37ZM44 253H45V252H44ZM44 253H43V257L45 256ZM46 253H48V252L46 251ZM55 253H56V252H55ZM151 253H152V251H151ZM156 253H157V252H156ZM156 253H155V254H156ZM160 253H161V252H159L158 254H160ZM167 253H168V252H167ZM167 253H166V254H167ZM177 253H178V251H177ZM179 253H180V254H183V253H181V252H179ZM187 253H188V252H187ZM198 253H199V252H198ZM198 253H197V254H198ZM210 253H211V252H210ZM245 253H246V252H244V254H245ZM247 253H248L247 255H250V256H251V253H250L249 251H248ZM249 253H250V254H249ZM257 253H258V252H257ZM0 254H1V253H0ZM2 254H3V252H2ZM4 254H5V253H4ZM9 254H10V253H9ZM11 254H12V253H11ZM24 254H25V252H24ZM24 254H21V255H24ZM26 254H27V253H26ZM26 254H25V255H26ZM58 254H57V255H58ZM75 254H76V255H75ZM149 254H150V253H149ZM168 254H169V253H168ZM168 254H167V255H168ZM180 254H179V256H180ZM190 254H191V252H190ZM205 254H206V253H205ZM214 254H215V253H214ZM218 254H219V253H218ZM253 254H254V252H253ZM253 254H252V255H253ZM6 255H7V254H6ZM27 255H28V254H27ZM29 255L32 256V254H30V253H29ZM54 255H56V254H54ZM54 255H53V251H52V252H51V256L55 258ZM65 255H66V254H65ZM72 255H75L74 257H75V258L77 257L78 259H73L74 257H73ZM77 255H78V256H77ZM150 255H151V254H150ZM161 255L163 256V251H162ZM161 255H159V257H158V255H157L158 258H157L156 255H155L156 259H155V257H153V255H152V257H153L154 259H153L152 257H150V256H146V258L149 259V262L151 261L150 264H152V263L155 264L157 259H160V260H161V257H160ZM173 255H174V254H173ZM176 255H177V254H176ZM176 255H174V256H176ZM185 255H186V254H185ZM203 255H204V254H203ZM211 255H212V253H211ZM247 255H246V256H247ZM261 255H262V254H261ZM49 256H50V255H49ZM51 256H50V258L52 259ZM59 256H60V255H59ZM70 256H69V257H70ZM168 256H169V255H168ZM177 256H178V255H177ZM179 256H178V257H179ZM183 256H184V254H183ZM215 256H216V255H215ZM219 256H220V254H219ZM222 256H223V255H222ZM243 256H244V255H242V256L240 255V258L243 257ZM250 256H249L248 258H251V263L253 262V261H252L253 258H255L257 261L260 260L259 258L257 259L256 256H255V257L252 256L253 258L250 257ZM6 257H8V255H7ZM32 257H33V256H32ZM41 257H42V256L40 255V259H43V258H41ZM65 257H67V256H65ZM190 257H191V256H190ZM193 257H194V256H193ZM195 257H196V255H195ZM195 257H194V258H195ZM212 257H213V256H212ZM244 257H245V256H244ZM244 257H243V259H244ZM261 257H262V256H261ZM261 257H260V258H261ZM46 258H47V257H45V258L43 259V260H45V262H46ZM57 258H58V256H57ZM135 258H136V259H135ZM150 258H151V260H150ZM180 258H182V257H180ZM219 258H220V257H219ZM219 258H217V259H219ZM223 258H224V257H223ZM223 258H222V259H223ZM234 258L237 260L238 257L236 258L235 256H233L231 259H234ZM246 258H247V257H246ZM248 258H247V259H248ZM262 258H264V257H262ZM6 259H7V258H6ZM15 259H16V257H15ZM15 259H14V260H15ZM18 259H20V258H18ZM18 259H16V260H17V261H20V260H18ZM47 259H49V258H47ZM59 259H60V258H59ZM61 259H62V258H61ZM65 259H66V258H65ZM164 259L167 260L168 258H166V257L164 256V257H163V261H166V260H164ZM192 259H193V258H192ZM213 259H214V257L211 258V256H210V259L208 258V262H206V263H207V264H208V263L210 264V262H211V264L214 263V262H212ZM217 259H216V260H217ZM228 259H229V260H228ZM238 259H239V258H238ZM247 259H246V260L244 259V261L241 262V264H244V262H246ZM16 260H15L14 262H17ZM70 260H72V261H70ZM200 260H201V259H200ZM209 260H210V262H209ZM223 260H224V259H223ZM226 260H227V261H230V264H231V262L233 261V260H230V258H227ZM236 260H235V261H236ZM253 260H254V259H253ZM256 260H255V261H256ZM24 261H25V260H24ZM24 261H23L22 263H24ZM56 261H57V260H56ZM67 261H68V260H67ZM137 261H138V263H137ZM227 261H226V264H227ZM235 261H233L232 264H235V263H234ZM239 261H240V260H239ZM255 261H254V262H255ZM257 261H256V263H254V264H258ZM42 262H43V261H42ZM49 262H50V260L48 261V263H49ZM58 262H59V261H58ZM69 262H68V263H69ZM72 262H73V263H72ZM142 262H143V261H142ZM166 262H167V261H166ZM220 262L223 264L222 261H220ZM220 262H219V260H218V263H219V264H221ZM258 262H259V261H258ZM48 263H47V264H48ZM51 263H52V262H51ZM54 263H55V261H54ZM54 263H52V264H54ZM60 263H61V262H60ZM62 263H63V262H62ZM64 263H65V262H64ZM66 263H67V262H66ZM70 263H69V264H70ZM143 263H144V262H143ZM143 263H142V264H143ZM218 263H216V264H218ZM224 263H225V262H224ZM246 263H247V262H246ZM248 263H250L249 259H248ZM248 263H247V264H248ZM251 263H250V264H251ZM14 264H15V263H14ZM16 264H20V262H19V263H16ZM24 264H32V262H28V263H24ZM49 264H50V263H49ZM55 264H57V263H55ZM159 264H162V263H160V261H159ZM165 264H166V263H165ZM203 264H204V263H203ZM236 264H237V262H236ZM259 264H260V263H259Z\"/></svg>", "mask_w": 264, "mask_h": 264}, {"label": "clouds", "instance_id": "9594fccd", "mask_svg": "<svg viewBox=\"0 0 264 264\" xmlns=\"http://www.w3.org/2000/svg\"><path fill=\"white\" fill-rule=\"evenodd\" d=\"M147 2V0H146ZM158 0H151L148 6L153 10L157 6ZM196 0H178V12L182 16L189 15L195 8ZM62 22V20H61ZM129 21L126 14L120 15V28H126ZM112 25L96 12L85 10V12L76 20L74 31L79 37L75 47L78 49L83 62L88 65L92 72L98 76L103 75L105 71L112 69H120L127 62L129 65L137 59H145L152 62L157 55L156 47L144 46L135 51H126L119 47L112 46L111 40L113 36H119L116 32L110 35ZM175 26L169 27L168 32L164 36L165 42H171L175 39ZM185 35L189 38L195 35L192 29H185ZM183 55L190 62L191 67L199 70L209 62V57L202 51L194 47H186ZM38 64H43V72L49 80H56L60 72L58 63V55L54 48H41L40 54L34 59H27L22 65L23 68L34 67ZM173 81L164 82L163 64L158 59L155 61V66L148 73L147 77L133 85L137 91L139 98L144 100H152L161 96L168 85ZM248 90L255 93H264V67H257L254 70L253 77ZM103 86L97 84L93 89L86 86L75 79L59 78V82L55 86V95L57 99L54 108L57 112H63L67 106L73 108H83L94 110L100 113H107L112 105V100L105 95H102ZM229 95L232 97H240L242 89L240 85L233 81L228 86ZM182 111V109H179ZM221 126L219 136L225 141H235L245 139L249 134L247 132L248 123L246 120L238 118L236 122L231 120L230 123L218 121ZM189 131V128L183 123L178 131V138ZM188 156L191 159L192 167L195 165H204L210 171L219 167L217 159L214 156L208 155L203 150L198 142H193L188 148ZM5 162L9 171L6 173L0 170V194H13L19 191V184L16 176L13 173H20L23 177H42L44 175V162L46 153L36 150L31 154H26L22 146H10L5 153ZM189 171H184L182 174V182L184 188L179 193H175L176 200L173 202L164 196H157L152 200L151 206L148 204L146 196V188L149 184L137 183L135 187L127 189V197L134 207L140 210L143 219L151 220L153 209H158L165 212L177 214L185 207L183 204L186 200L195 196L197 183L194 177L186 175ZM213 172V171H212ZM226 195H231L227 193ZM240 195L247 198L253 195L251 185H243L240 189ZM164 202V207L161 203ZM82 242V236L79 230H74L69 237L62 243V247L66 254H71L77 246ZM166 264H193L191 258L180 259L177 256H168Z\"/></svg>", "mask_w": 264, "mask_h": 264}]
</instances>
